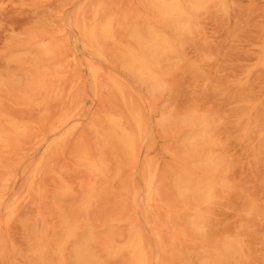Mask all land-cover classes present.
<instances>
[{
  "label": "bare ground",
  "instance_id": "obj_1",
  "mask_svg": "<svg viewBox=\"0 0 264 264\" xmlns=\"http://www.w3.org/2000/svg\"><path fill=\"white\" fill-rule=\"evenodd\" d=\"M21 1V3H22V1L23 0H20ZM27 1V0H26ZM33 1V0H32ZM41 0H39V2H40ZM46 2L45 4H47L48 2H50L51 1V3L53 2V0H42V4H43V2ZM56 3H57V1L58 0H54ZM68 1H70V0H68ZM91 1V0H90ZM90 1H89V3H90ZM93 1V0H92ZM96 1V0H95ZM104 0H97L95 3H94V1L93 2H91V5L89 4V6L87 5L88 3H86V1L85 0H81V3H79L78 4V6L76 7V9L74 10L75 11V17H74V20H73V26L79 31V33L81 34L80 36L83 38V39H81L82 41H81V47L80 48H76V49H78V52H76V51H72V52H70V53H68V52H65L64 51V49H62L61 48V45L60 44H58V43H56V41H53V42H51L50 41V39H52L51 37H50V33L52 32H50L49 34L48 33H46L47 31H44L43 30V28H42V30H41V32H40V30L37 32V31H35V32H32L31 30V27L29 28L30 29V31H28L29 33H28V35H27V39L26 38H21L23 35H21V37H19L20 35L18 34V36L16 35V37H19V39L17 38V39H15V38H13L14 36H12V38L13 39H15V42H17L18 43V41H16V40H20V38H21V40L23 39H26V41L24 40V43H23V40L20 42V45L19 44H16L17 45V49H18V47H25V49L29 52H33L34 53V57L32 56V55H30V56H32L33 58H31V60H28V59H30V57H29V55H28V57L26 56L27 54H29V53H26V51H25V53H23V52H20V53H22V54H18V55H21L22 57L23 56H26L28 59H27V61H24L23 62V60L21 61V62H23V63H20L21 64V66L22 67H20V64H19V67H18V63H19V61H18V57H15V58H17V67L18 68H23L22 70H24L25 69V71H24V73L26 72L27 74H25V78L23 79L24 81L21 83V86H16V87H20L19 89L21 90H19V89H16V91L17 90H19L18 91V93H20L18 96H16V94H15V96H16V100H9V98H7L8 99V102H9V105H10V107L11 106H13L14 108L13 109H15L16 107V109H18V111H19V109L22 111L23 110V112H24V116H25V113H26V115H27V112L28 111H26L27 109L28 110H31L30 112H32L33 114L35 113V112H33L34 110H33V108L39 113V114H37V112H36V114L39 116V115H41V117H44V118H46V115L47 114H49V115H51V114H56L54 111H52V113L50 114L49 113V106H50V103L52 102V104L51 105H53V102L55 103L56 101H54V99L53 98H55V96H58V94H59V92H60V86H61V84L64 82V81H67L68 79V77H69V70H68V67H70L71 65H72V63H74V62H78V60L79 59H83V64L85 65V67H86V69H85V71L87 70V75H88V79L90 80V82H91V85L90 86H88L87 88H88V90H90L91 92H89L88 94H90L91 96H92V94L93 95H95V96H97V95H99V94H101V96H103V94H102V92H104V93H106V91L108 92V93H111L113 96H114V99H116V100H112V101H114L115 103L114 104H116V101H117V103L119 104H116L117 106V109H114L113 108V106H114V104H113V106H112V108L110 107H108L109 109H104V107L105 108H107L106 106H105V104H106V102L107 101H104L103 103H102V101L100 100L101 98H105L106 100H109L108 102H110V99H108L109 97V95H107L106 97H101L99 100L101 101H99V103L98 104H103L102 106H103V108L101 109V105H98L99 106V108H98V111H95V112H93V116L90 118V117H88V112L89 111H87L86 110V107H85V101H86V95L87 94H85V93H83V94H78L79 92H81V91H79L78 92V90L80 89V86L81 85H83V83H85V80L83 81L82 79H81V77H74L75 79L73 80V82L72 83H70V84H68V85H70L69 86V88H68V90H66L65 92H66V95H62L63 97H64V99H63V101L61 102L60 100L62 99V97H60L61 99H58L62 104H61V108H60V110H59V108L58 107H56V105L54 104V107L55 108H57L59 111H57V109L55 110L56 112H57V114L56 115H52V116H49V117H54V119L53 118H51V121H49L50 119L47 117L46 119H47V121H48V123H49V125L47 124V123H45L44 124V122H43V120L42 121H40V119H42L41 117L39 118V119H37L38 117L36 116H34L35 118H36V120H39L40 122H43V124L45 125H43L42 123H40L39 125L41 126V127H43V129L46 127V124H47V130H46V128H45V130H46V132L44 133L43 131L44 130H41L44 134L42 135V137H41V140L39 141V142H41L42 143V145H43V147H44V150H43V154L37 159V160H35V162L32 164V162H31V164H29V168H27V165H26V169H23V170H25V173H27V176H26V180H24L23 178V181H25L24 183H23V189H22V196L20 197V195H19V197L18 198H15L14 199V196H15V194L14 193H17V190H16V192H11V187H12V185L13 184H15L14 183V181H15V176H17V175H14L13 174V172H12V168L14 167H10V170H11V172H12V174H11V172L10 171H8V172H6L7 173V175L5 176H1V174H0V179H1V177H2V179H1V183L0 184H2L1 186L2 187H0L1 189H0V210H2V209H4V215L2 216V217H0V233H1V230L3 229V226H5V225H7L11 220L13 221L14 219H13V217H15L14 215H15V213L17 212L18 213V209H17V207H18V204L19 203H21V202H23V201H30V200H33V199H37V198H40L41 197V195H42V191H43V189L44 188H42V176L45 174V173H55L57 176H56V178L55 179H62V177H61V175H60V170H59V168H58V170H59V174H58V172H56L54 169H52L51 167H50V165L52 164H50V161H51V159L54 157H58V156H60L63 152H64V149H65V147L67 146V145H69L71 142H70V140L71 139H73L74 138V136H75V134H76V132L78 131V129L80 128V126L83 124L82 122H83V120H85V118H86V116L89 118V119H87V120H89L88 121V123L87 124H85V125H88L87 127H88V129L90 128V132L92 131L93 133H92V135L94 134V136L97 138V143L95 142V141H93L94 140V136H92L91 134H89V132H88V135H91L92 137H89L90 138V140H91V138L93 139L92 141H90V142H95L96 143V145L94 146V145H92L93 147H96V150H95V153L93 152H89V150H90V148H89V150H88V147L87 146H85V147H87V149L86 148H83V149H81V147H78V146H75V147H78V148H76V149H81L80 151H78L79 153H78V157H79V161H81V163H83V166L85 167V171H86V175H87V181L86 182H84L85 181V178H83V175H84V173L85 172H83V173H81L82 172V170H81V172H80V169H79V172H80V175L79 174H77V176H75V172H76V169H75V172H74V170L72 171V173H74V176L76 177V178H78V177H82V179L84 180L82 183L83 184H85V185H83L82 183H80V182H77V184L78 183H80L79 185H83L84 187H82V188H84V189H82L83 191V196L81 197H79V196H77L78 198H81L79 201H78V199H74L75 201H77V206H75L74 208H72V209H74V210H72V212H73V214L72 213H70V214H72V216L71 215H66V216H71L72 218H73V216H74V218H73V220L71 219V217H65V219H64V217L63 216H59V214L57 215V213H60V212H57L56 214L54 213L55 211H53V213L56 215V216H59V218L61 217V219L63 218V220H62V228H63V232H61V233H58V234H61L60 236H58V234H56L58 237H60L62 240H63V238H64V243H63V245H62V240L60 241V243H59V245H62L61 247H59V249L58 250H60L59 251V254L62 252V250H64L65 249V251H66V247L64 248L63 246H65V245H67V242L69 241V240H71L73 237L75 238V236L74 235H78V233L81 235V233L80 232H78V231H80V230H82L83 229V227H84V225H86V224H89L90 223V218H89V214H91L92 212L94 213L95 211H97V210H95L94 209V207L96 208V206H97V204H99V202H100V204H104V202H102L101 203V201H102V199H101V196H102V194L106 191V187L108 186V184H109V186H110V184L111 183H113V181L116 179V178H118L119 176L121 177V178H118V179H122V176H124L126 173H128L129 174V172H130V168H132V171H133V169H134V167H135V165L138 163V161L139 160H141V168L140 169H138L139 171H140V175L138 174V176H139V178H140V181H141V183H142V187H141V192H140V194H141V197H140V200H139V202L137 201V195L139 194V190H138V188H137V185H136V181H134V180H132L131 178V183H130V187H128L127 186V183H126V186L128 187V189H127V187L125 186V183H122V186H121V188H123L124 186L126 187V192H128V190H129V199L128 200H126V201H123V200H121L120 199V197H119V195H116V197L118 196L119 197V199H120V201L122 202H126V203H123L122 205L126 208V209H128L127 210V212H124V210L122 211V212H124V213H122L120 210V213L118 214V213H116L115 214V211H114V214H112L111 216L112 217H110V219H108L106 222H102V223H100L101 225H100V227L102 226V227H105V228H107V229H105V230H107V232L105 231V233H108V234H106V235H104V236H106L107 237V240H104L105 238L103 237V236H101L102 238H104V239H102L103 241H108L107 243H105V244H107L106 245V247H104V246H102V247H104L105 248V250L109 253V255L110 256H112V257H116V258H118V259H120L119 258V256L120 255H122V257H124V255H125V258L124 259H126L127 260V262H125V264H152L151 262H152V255H151V248H150V246H151V244H150V242L149 241H151L152 239L155 241V242H157L160 246H159V248L161 249V251H164V249H165V244H164V242H163V235H164V237H165V235L166 234H164V231H165V229H167L168 231H170V229H171V231H170V233H171V235L169 234V236L172 238V239H175L176 238V236L178 237H181L182 235H184V229H182V226H180L181 224V220L180 219H183L184 218V216L185 217H189V216H186L187 215V212L189 213V211L191 212V215H192V217H191V221L190 220H188L187 219V221H188V223H189V221L191 222V224H193L194 225V227L197 229V231H199L200 232V230L202 229V226H204V225H202V223H203V219H204V217H206V219L205 220H207V217L209 218V220H210V218L211 217H209V216H203V211H201V209L198 207V206H200V205H205V206H207V205H210V203H211V201H212V199H213V196H215L216 197V195L214 194V192H216V191H214V189L216 188V187H219V185H220V183H216V182H219V180L218 179H216V180H218V181H216V180H214L213 179V173H212V175H210V172H214V174H215V171H217L216 169H217V166H219V167H221L222 166V164H221V166L218 164L219 162H221V161H215L216 159H214L213 160V158H214V154L213 153H211L212 151L210 150L209 151V146L207 147L208 148V150L206 149V143L207 142H212V137H211V134H210V128H209V122L207 121V120H205L204 119V117H201V118H196V116H193L194 114H193V111L191 112L193 115V118L195 117L196 119H191L190 120V118H192L191 117V114H187V112H186V115L185 114H183L182 112H184V111H181V114H180V117H183V119L182 118H180V120L179 121H181V125L182 124H186V126H189V127H187V129H190V127H191V129H193V132L192 133H190V131L188 130V133H190L188 136H187V134H186V136H185V139H184V143L187 145L186 147L188 148L187 149V152L185 153V158L183 159V160H181V162H180V160L179 161H175L174 159H173V161L172 162H176L175 163V165L176 166H174L175 167V170H176V173H177V178H173V177H175L174 175H172L173 174V172H170V169H172V168H167V166L165 167V169H164V164H163V168L161 167L162 165H161V161H160V153L158 152V151H156L154 148H153V146H151V145H149V147L147 146L146 148L144 147V145H143V141L145 140V134H146V126H148L147 125V122H146V120H147V114H146V107H149V108H151L152 109V107H153V105H152V100L150 101L146 96H143V95H139V93H137V92H135V90H134V88L132 89V90H129L128 88H129V86H130V84H128L129 86H128V88H127V83H124V81L122 80V78L119 76V73L117 72V70L115 69V61L118 63L119 62V64L121 65V68L123 69L122 71H127V73L129 72L130 73V75L132 74V77H136L137 78V80H139V81H141V82H143V84L145 83V84H147L148 85V87H149V90H147L150 94L152 93V92H154L155 90V88H156V91H158L157 90V88L159 89V87L160 86H163L164 85V87H165V84L163 83V85L161 84L162 82H165V80L168 78L166 75L168 74H165V68H164V66L162 65L163 63L165 64V61L168 59V55L171 53V52H173L174 50H175V48H173L174 47V45H175V36L174 35H176V34H179V35H188V34H190L191 32H196V30H193L194 28H196V20H197V18L199 17V14H200V12H202V13H206L205 11L207 10V11H209L210 9H212V7L214 8V9H216L217 8V6H219V7H222V5H223V3H224V0H143V3L141 2V0H140V2L142 3V9H140V8H134L133 10H131L130 8H132V7H130L129 8V10H124V9H121V7H119V6H117V7H114V6H108L107 5V3H105L106 2V0L103 2ZM109 1V0H108ZM113 1V0H112ZM112 1H109V2H112ZM117 1V0H116ZM116 1H114V2H116ZM127 1V0H126ZM125 1V2H126ZM136 1V0H135ZM139 1V0H138ZM2 2V1H1ZM0 2V3H1ZM5 1H3V4H5L4 3ZM15 2L16 3H18L19 2V0H18V2L15 0ZM29 1H27L26 3L28 4H26L25 3V5H24V3H22L23 5L22 6H28L27 8H29V7H31L32 5L30 4V3H28ZM31 2V1H30ZM37 1L35 0V1H33V3H34V5H35V3H36ZM54 2V3H55ZM88 2V1H87ZM225 2H226V0H225ZM227 2H228V5H229V2L230 1H228L227 0ZM14 3V0H13V2H12V4ZM21 3L19 4V5H21ZM38 3V2H37ZM41 3V2H40ZM40 3H39V5H40ZM55 3V4H56ZM59 3H60V5H63V2H61V1H59L58 2V6H59ZM93 3V4H92ZM113 3V2H112ZM128 3V2H127ZM133 3V2H132ZM138 3V2H137ZM136 3V4H137ZM10 4H11V0H10ZM15 4V3H14ZM13 4V5H14ZM31 6H30V5ZM50 4V3H49ZM49 4L47 5V7L45 8V6H44V4H43V7L47 10V8L49 9V8H53L52 7V5H51V7H48L49 6ZM53 4V3H52ZM55 4H54V10L55 9H57V8H55ZM225 4V3H224ZM8 5H9V3H8ZM13 5L12 6H8V7H10V8H12L13 7ZM38 5V4H37ZM57 5V4H56ZM67 5H69V4H67ZM66 5V6H67ZM109 5H110V3H109ZM141 5V4H140ZM36 6V5H35ZM41 6V5H40ZM108 6V7H107ZM125 6V5H124ZM130 6H132V4H130ZM134 6V5H133ZM137 6V5H136ZM227 6V5H226ZM232 6V5H231ZM230 6V7H231ZM8 7H6V8H3L4 10H2L4 13L7 11V8ZM14 7H17V6H14ZM21 7V6H20ZM24 7V8H25ZM33 7V10L36 8H34V6H32ZM38 7V6H37ZM62 7V6H61ZM68 7V6H67ZM66 7V8H67ZM26 8V9H27ZM40 9L42 8V7H39ZM39 8H36V9H39ZM63 8V7H62ZM61 8V9H62ZM228 8H229V6H228ZM5 9H6V11H5ZM22 9V8H21ZM20 9V11L22 12V13H24V14H26L27 15V13L26 12H24L25 11V9H24V11H22ZM45 9H43V10H45ZM60 9V8H59ZM64 9V8H63ZM68 9V8H67ZM89 9V10H88ZM128 9V8H127ZM221 9V8H220ZM226 9V8H225ZM12 10V9H11ZM11 10H9V11H11ZM15 9H13V11H14ZM18 11H19V9H17ZM17 10L16 11H14V12H17ZM28 11H29V9H27ZM33 10H31V8H30V11H29V14H31L30 12L32 11L33 12ZM65 10V9H64ZM64 10H61V12L62 11H64ZM218 10V9H217ZM216 10V11H217ZM231 10V9H230ZM9 11L8 12H6V13H9ZM12 11V12H13ZM20 11L18 12V13H20ZM39 10H35V12L37 13ZM48 11V10H47ZM73 11V10H72ZM215 11V12H216ZM221 11V10H220ZM39 12H41L42 13V10L41 11H39ZM39 12L37 13V14H39ZM45 12V11H44ZM54 12H56V10L54 11ZM71 12V11H70ZM213 12H214V10H213ZM231 12V11H230ZM5 13V14H6ZM210 13V12H209ZM221 13V12H220ZM1 14H2V12H1ZM28 14V15H29ZM33 14V13H32ZM31 14V15H32ZM36 14V15H37ZM46 14V13H45ZM55 14V13H54ZM62 14V13H61ZM216 14H218V13H216ZM224 14V13H223ZM228 14H230L229 13V11H228ZM36 15H32L31 16V18L34 16V17H36L37 18V16ZM43 15V14H42ZM42 15H38L40 18H42ZM59 15V12L57 13V15L56 16H58ZM66 15V14H65ZM205 15L206 14H204V17H202L203 19L205 18ZM225 15V14H224ZM4 16V14L2 15V17L1 18H4L3 17ZM62 16V15H61ZM64 16V15H63ZM207 16V15H206ZM208 16H209V14H208ZM227 16V15H226ZM137 17V21H138V23H137V21H135L134 23H132L133 21V19H135ZM31 18L29 19V20H31ZM36 18H35V20H36ZM54 18V17H53ZM56 18V17H55ZM132 18V19H131ZM64 19V18H63ZM199 19V18H198ZM200 19H201V16H200ZM199 19V20H200ZM227 19V18H226ZM225 19V20H226ZM33 21V22H36V21ZM43 20V18L40 20V21H42ZM45 20H46V17H45ZM47 20H49V17H48V19ZM51 20H53V19H51ZM59 20V19H58ZM72 20V19H71ZM130 20H131V22H130ZM202 20V19H201ZM204 20H206V19H204ZM227 20H229V18L227 19ZM40 21H37L36 23H37V26H38V22H40ZM44 21V20H43ZM42 21V22H43ZM47 22V21H46ZM64 22H65V20H64ZM198 22H202V21H198ZM203 22H205V21H203ZM203 22H202V25H203ZM228 22V21H227ZM32 23V22H31ZM43 23H45V22H43ZM43 23H42V25H43ZM50 23V22H49ZM133 24V25H130V24ZM57 24V23H56ZM62 24V22L60 23V25H56V26H62L61 25ZM66 24V23H65ZM39 25H41V24H39ZM44 25H46V23L44 24ZM136 25H138V26H136ZM31 26H33V25H31ZM36 26V25H35ZM55 26V27H56ZM66 26H67V24H66ZM34 27V26H33ZM40 27V26H39ZM42 27V26H41ZM40 27V28H41ZM50 27H51V25H50ZM53 27V26H52ZM63 27V26H62ZM130 27V28H129ZM202 27V26H201ZM36 28V27H35ZM38 28V27H37ZM58 28H60V27H58ZM203 28V27H202ZM27 29V28H26ZM48 29H49V24H48ZM47 29V30H48ZM51 29V28H50ZM53 29H54V27H53ZM132 29V31H130V33H129V35L127 36L128 38H130V41L132 42H130V41H128V38L127 37H124L123 36V33H125V31L128 33V31L127 30H131ZM198 29V28H197ZM200 29V28H199ZM24 30V29H23ZM28 30V29H27ZM36 30V29H35ZM56 30V29H55ZM60 30H62V28L60 29ZM69 30V29H68ZM42 31H44V32H42ZM199 31V30H198ZM202 31V30H201ZM22 32V31H21ZM24 33H26V32H24ZM62 33H63V31H62ZM61 33V34H62ZM201 34H202V32H200ZM55 34H57V33H55ZM199 34V33H198ZM13 35V34H12ZM15 35V34H14ZM64 35V34H63ZM54 36V35H53ZM121 36H123L124 37V39H126V42H129V43H126L125 42V40L123 39V41H122V39H121ZM195 36V35H194ZM198 36V35H197ZM23 37H25V35L23 36ZM61 37H62V35H61ZM182 37V36H181ZM199 37H200V35H199ZM54 38V37H53ZM65 38V37H64ZM200 38H202V37H200ZM10 40V39H9ZM62 40H65V39H63V37H62ZM204 40V39H203ZM12 41V40H11ZM182 41V40H181ZM14 42V41H13ZM65 42V41H64ZM6 43H8V39H7V42ZM62 43V42H61ZM183 43V42H182ZM256 43V42H255ZM12 44V43H11ZM78 44V43H77ZM186 44V43H185ZM204 44H205V42H204ZM16 45H14V46H16ZM64 45V44H63ZM206 45V44H205ZM205 45H203V46H205ZM209 45V44H208ZM7 46V45H6ZM10 46V45H9ZM8 46V47H9ZM12 46V45H11ZM14 46H12V47H14ZM107 46H109V47H111V48H109V47H107ZM182 46V45H181ZM64 47V46H63ZM183 48V47H182ZM208 48V47H207ZM259 48H261V47H259ZM264 48V47H263ZM25 49H23V50H25ZM174 49V50H173ZM183 49H185V46H184V48ZM19 50H21V49H19ZM68 50H69V48H68ZM173 50V51H172ZM261 50H262V48H261ZM1 51V50H0ZM16 51V50H15ZM202 51V50H201ZM205 51V50H204ZM3 52H4V50H3ZM17 52V51H16ZM19 52H17V53H19ZM10 53V52H9ZM8 53V54H9ZM78 53V54H77ZM187 53V52H186ZM24 54V55H23ZM26 54V55H25ZM173 54V53H172ZM184 54H185V52H184ZM5 55H7L6 53H5ZM10 55V54H9ZM8 55V56H9ZM13 56H16V54L15 55H13ZM20 56V57H21ZM170 56V55H169ZM171 56H174V55H171ZM170 56V57H171ZM176 56V55H175ZM186 56V55H185ZM203 56H204V53H203ZM202 56V54H201V57H203ZM207 56V55H206ZM259 56L261 57V55L259 54ZM263 56V55H262ZM187 57V56H186ZM201 57H199V58H201ZM2 58V57H1ZM8 58V57H7ZM9 58H11V57H9ZM112 58V59H111ZM20 59H22V58H19V60ZM24 59V58H23ZM170 59V58H169ZM176 59V58H175ZM205 59V58H204ZM258 59V58H257ZM6 60H8V59H6ZM6 60H5V62H6ZM11 60H13V58L11 59ZM10 60V61H11ZM172 60V59H171ZM178 60V59H177ZM4 61V60H3ZM9 61V60H8ZM16 61V60H15ZM164 61V62H163ZM169 61V60H168ZM179 61H181V60H179ZM178 61V62H179ZM171 61H169V63H170ZM187 62V61H186ZM261 62H262V60H261ZM15 63V62H14ZM168 63V64H169ZM174 63V62H173ZM199 63V62H198ZM203 63V62H202ZM207 63V62H206ZM259 64H260V61H259ZM259 64L257 65V66H259ZM264 64V63H263ZM4 65V64H3ZM11 65L12 64H10V66L8 65V67H11ZM78 65V64H77ZM167 65V64H166ZM165 65V66H166ZM171 66H172V64H170ZM177 65V64H176ZM117 66H119L118 64H117ZM116 66V67H117ZM180 66H183V65H181V63H180ZM192 66V65H191ZM195 66V65H194ZM199 66H201V65H199ZM4 67V66H3ZM6 67V66H5ZM13 67V66H12ZM78 67V66H77ZM120 67V66H119ZM167 67H169V66H167ZM173 68H174V65L172 66ZM178 66H176L175 68H177ZM74 68V67H73ZM118 68V67H117ZM172 68V71L173 70H176L175 68L173 69ZM180 68V67H179ZM185 68V67H184ZM188 68V67H187ZM191 67H189V69H190ZM194 68V67H193ZM200 68V67H199ZM1 69V68H0ZM9 70H11V68H8ZM75 69V68H74ZM77 69H79V67L77 68ZM76 69V71H78ZM167 69V68H166ZM7 70V69H6ZM198 70V69H197ZM263 70H264V68H263ZM1 71V70H0ZM8 71V70H7ZM15 71V70H14ZM80 71V70H79ZM119 71V70H118ZM121 71V70H120ZM121 71V72H122ZM168 71H169V69H168ZM167 70H166V72H168ZM171 71V70H170ZM169 71V72H170ZM172 71L170 72V74H175L174 72L172 73ZM177 71V70H176ZM4 72V71H3ZM6 72V71H5ZM4 72V73H5ZM13 72V71H12ZM203 72V71H202ZM1 73H2V71H1ZM11 73V72H10ZM10 73H9V75L8 76H10ZM15 74H17L16 72H14ZM13 73V74H14ZM24 73H23V75H24ZM76 73V72H75ZM78 73V72H77ZM128 73V74H129ZM177 73H180L179 72V69H178V72ZM199 73V72H198ZM6 74V73H5ZM4 74V75H5ZM22 73H21V70H20V75H21ZM122 74H123V72H122ZM124 74H126V72L124 73ZM180 74H182V73H180ZM193 74V73H192ZM207 74V73H206ZM1 75V74H0ZM12 75V74H11ZM22 75V76H23ZM73 75H75L74 73H73ZM176 75V74H175ZM174 75V76H175ZM194 75V74H193ZM80 76V75H79ZM124 76V75H123ZM164 76H166L167 78L165 79V80H163V78H164ZM173 76V75H172ZM178 76H179V74H178ZM189 76V75H188ZM195 76V75H194ZM200 76V75H199ZM2 77V76H1ZM19 77V76H18ZM71 77V76H70ZM129 77V76H128ZM132 77H130V79L132 78ZM5 78H7V77H4V79ZM10 78V77H9ZM13 78H15L16 79V81H17V79L18 78H16V77H13ZM19 78H21V77H19ZM23 78V77H22ZM84 78V77H83ZM169 78H171V76H169ZM168 78V80H170ZM173 78V77H172ZM171 78V79H172ZM177 78V77H176ZM1 79V78H0ZM8 79V78H7ZM5 80V82L6 81H9V79L8 80ZM15 79H13V81H15ZM192 79H194V81L196 80V78H192ZM199 79V78H198ZM2 80L3 79H1V82H2ZM12 80V79H11ZM21 80V79H20ZM132 80V79H131ZM136 79H134V80H132V81H135ZM173 80H175L174 78H173ZM4 81V80H3ZM16 81H15V84H16ZM178 81V80H177ZM186 81H188V80H186ZM200 81H202V80H200ZM209 81H211V80H209ZM209 81H208V83H209ZM18 82H19V79H18ZM71 82V81H70ZM83 82V83H82ZM167 82H169V81H167ZM172 82H174V81H171V83ZM182 82V81H181ZM184 82V81H183ZM199 82V81H198ZM7 83V82H6ZM9 83V82H8ZM135 83V82H134ZM5 84V83H4ZM17 84H20V82L19 83H17ZM64 84V83H63ZM62 84V85H63ZM184 84V83H183ZM190 84V83H189ZM197 84V83H196ZM195 84V85H196ZM216 84V83H215ZM240 84V83H239ZM0 85H2V83L0 84ZM6 85V84H5ZM9 85V84H8ZM14 85V84H13ZM126 85V86H125ZM138 85H140V83L138 84ZM178 85V84H177ZM241 85V84H240ZM15 86V85H14ZM132 86V85H131ZM131 86H130V88H131ZM166 86H168L167 84H166ZM208 86V85H207ZM237 86H239V85H237ZM3 87H4V85H3ZM9 87V86H8ZM89 87H91V88H89ZM135 87V86H134ZM163 87V88H164ZM169 87V86H168ZM171 87V86H170ZM209 87V86H208ZM217 87V86H216ZM243 87V86H242ZM67 88V87H66ZM84 88H85V86H84ZM163 88H161V90L163 89ZM189 88V87H188ZM195 88V87H194ZM200 90H202L203 89V87H202V89L200 88V86L198 87ZM198 88L196 89V90H194V91H197L198 90ZM211 88V87H210ZM241 88V87H240ZM3 89H5V88H3ZM6 89H8L7 87H6ZM15 89V88H14ZM60 89V90H59ZM65 89V88H64ZM169 89H171V88H168V90ZM175 89V88H174ZM220 89V91H221V89L222 88H219L218 87V89L217 90H219ZM11 90H13V89H11ZM10 90V91H11ZM86 90V89H85ZM85 90H84V92H85ZM166 90V89H165ZM188 90H190V88L188 89ZM188 90H187V92H188ZM193 90V89H192ZM192 90H190V91H192ZM211 90V89H210ZM225 90V89H224ZM242 90V89H241ZM0 91H2L1 89H0ZM4 91V90H3ZM8 91V90H7ZM7 91H6V93H7ZM82 91H83V89H82ZM155 91V92H156ZM160 91V90H159ZM205 91L206 90H204V92L203 93H205ZM220 91H219V93H220ZM226 91V90H225ZM13 92V91H12ZM11 92V93H12ZM15 92V91H14ZM76 92H78V93H76ZM161 92V91H160ZM169 92H170V90H169ZM182 92V91H181ZM207 92H209L208 90H207ZM206 92V93H207ZM212 92V91H211ZM210 92V93H211ZM217 92V91H216ZM8 93H9V91H8ZM7 93V94H8ZM156 93H158V92H156ZM162 93L164 94V90L162 91ZM195 93V92H194ZM194 93L193 92H191V94H193L194 95ZM198 93H199V91H198ZM197 93V94H198ZM223 93V92H222ZM13 94V93H12ZM163 94H162V96H163ZM169 94H171V92L169 93ZM180 94V93H179ZM190 93H189V95L192 97V95H191ZM197 94H195L194 95V97L195 96H197ZM221 94V93H220ZM227 94V93H226ZM3 95H4V93H3ZM3 95H1V96H3ZM39 96V97H37V96ZM168 95V94H167ZM186 95V94H185ZM188 95V94H187ZM188 95V96H189ZM200 95H201V93H200ZM199 95V96H200ZM203 95V94H202ZM222 95V94H221ZM0 96V153L2 154V153H7V158H8V154H9V156H10V154L12 153V155L14 154V151H13V149H15V148H13V147H15V144H17L18 142L19 143H21L20 142V140H23V138H24V140L25 141H29V140H27L24 136H26V135H29V134H31V132L33 131V130H31V132L29 131L31 128V126H29V123L30 122H32L31 120H32V118H33V116H32V118H31V116L30 117H25V118H27V119H29L30 118V122L28 123L27 122V119H25L24 120V116H23V118H21V116L23 115H21V113H23V112H21L20 114H18L17 113V117L16 116H14L13 114H11L9 111H8V107H7V100H5V98H6V96H4L5 98H3V97H1ZM14 96V95H13ZM36 96V97H35ZM100 96V95H99ZM111 96V95H110ZM113 96H111V99H113L112 97ZM161 96V97H162ZM171 96V95H170ZM169 96V97H170ZM180 95H178V97H179ZM209 96V95H208ZM212 96H213V94H212ZM224 96H225V94H224ZM8 97V96H7ZM93 97V96H92ZM91 97V98H92ZM108 97V98H107ZM164 97V96H163ZM203 97H205V94H204V96ZM210 97H211V95H210ZM215 97V96H214ZM223 97V96H222ZM12 97L10 96V99H11ZM15 98V97H14ZM56 98H58V97H56ZM224 98H226V97H224ZM238 98V97H237ZM51 99H53V101H51L50 102V100ZM98 99V98H97ZM171 99H173V97L171 98ZM193 99V98H192ZM204 99V98H203ZM222 99V101H224L223 100V98H221ZM234 99V98H233ZM232 99V100H233ZM240 99H242V98H240ZM94 100V99H93ZM159 100V99H158ZM178 100V99H177ZM176 100V101H177ZM219 100H220V98H219ZM231 100V101H232ZM237 100V99H236ZM97 101V100H96ZM225 101H226V99H225ZM238 101V100H237ZM241 101V100H240ZM59 102V103H60ZM167 102H168V99H167ZM193 102H194V100H193ZM192 102V103H193ZM234 102V101H233ZM232 102V103H233ZM57 103V102H56ZM105 103V104H104ZM156 103V102H155ZM231 103V104H232ZM234 103H236V101L234 102ZM239 103H241V102H239ZM253 103V102H252ZM97 104V103H96ZM168 104H169V102H168ZM174 104H176V102H174ZM248 104V103H247ZM250 104V103H249ZM255 104V103H254ZM8 105V106H9ZM59 105V104H58ZM108 105V104H107ZM177 105V104H176ZM179 105V104H178ZM194 105V104H193ZM196 105L197 104H195V107H196ZM227 105V104H226ZM235 105V107H236V104H234ZM233 105V106H234ZM239 105V104H238ZM242 105V104H241ZM101 106V107H100ZM109 106V105H108ZM180 106V105H179ZM192 106V105H191ZM232 106V107H233ZM54 107H51V108H54ZM186 107H187V105H186ZM205 107V106H204ZM243 107V106H242ZM249 107V106H248ZM255 107L256 106H254V109H255ZM177 108H178V106H177ZM176 108V109H177ZM182 108V107H181ZM193 108V107H192ZM199 108L200 107H198V110H199ZM244 108V107H243ZM253 108V107H252ZM10 109V108H9ZM100 109V110H99ZM170 109H171V107H170ZM175 109V108H174ZM174 109L172 108V111L174 112ZM175 109V110H176ZM184 109V108H183ZM197 109V108H196ZM196 109H195V111L194 112H196L197 113V111H196ZM202 109H203V107H202ZM224 109V108H223ZM222 109V110H223ZM239 109H240V107H239ZM238 109V110H239ZM242 109V108H241ZM259 109V108H258ZM33 110V111H32ZM54 110V109H53ZM96 110V109H95ZM179 110H182V109H179ZM178 110V111H179ZM191 110V109H190ZM190 110L188 111V112H190ZM225 111H226V109H224ZM246 110V109H245ZM250 110H251V106H250ZM14 112H15V110H13ZM50 111V112H51ZM177 111V110H176ZM175 111V112H176ZM206 111V110H205ZM218 111V110H217ZM224 111V112H225ZM253 111V110H252ZM20 112V111H19ZM154 112V111H153ZM167 112H169V111H167ZM171 112V111H170ZM202 112V111H201ZM223 112V111H222ZM224 112H223V115H224ZM235 112V111H234ZM31 113V114H32ZM157 113H158V111H157ZM204 113V112H203ZM207 113V112H206ZM217 113V112H216ZM236 113V112H235ZM237 113H239L238 111H237ZM252 113V112H251ZM254 113V112H253ZM30 114V115H31ZM169 114V113H168ZM167 114V115H168ZM183 114V115H182ZM29 115V114H28ZM95 115V116H94ZM157 115V114H156ZM159 115H161V114H159ZM176 115H178L179 116V112H178V114H176ZM196 115H198V114H196ZM199 115H200V113H199ZM234 115V114H233ZM249 115V114H248ZM247 115V116H248ZM20 116V117H19ZM162 116H164V115H162ZM162 116H161V118H162ZM168 116H170V115H168ZM172 116V115H171ZM171 116L169 117V118H171ZM205 116V115H204ZM212 116H213V114H212ZM217 116V115H216ZM225 117H226V115H224ZM223 116V117H224ZM232 116V115H231ZM235 116H237L236 114H235ZM234 116V117H235ZM239 116V115H238ZM237 116V117H238ZM241 116H243V115H241ZM241 116H239V117H241ZM246 116V115H245ZM157 117V116H156ZM173 117H174V115H173ZM209 117V116H208ZM218 117V116H217ZM229 117V116H228ZM234 117H233V119H234ZM249 117V116H248ZM251 117V116H250ZM169 118H167L166 117V115H165V117L163 118V122L162 123H165V121H167L168 120V124H170L171 125V122L169 123ZM210 118V117H209ZM212 118V117H211ZM211 118H210V120H211ZM232 118V117H231ZM252 118V117H251ZM258 118V117H257ZM262 117L260 116V119H261ZM53 119V120H52ZM179 119V118H178ZM213 119V118H212ZM220 119V118H219ZM218 119V120H219ZM229 119V118H228ZM237 119H239V118H237ZM236 119V120H237ZM243 119V118H242ZM247 119V118H246ZM264 119V118H263ZM232 120V119H231ZM235 120V119H234ZM253 120V119H252ZM252 120L250 121V123H252ZM259 120V119H258ZM29 121V120H28ZM33 121H34V119H33ZM39 121H37L36 122V124L39 122ZM158 121H160V120H158ZM227 121H230V120H227ZM247 121V120H246ZM261 121H263L262 119H261ZM260 121V122H261ZM35 122V121H34ZM46 122V121H45ZM51 122V123H50ZM155 122V121H154ZM212 122V121H211ZM220 122V121H219ZM231 122V121H230ZM259 122V121H258ZM257 122V120H256V123H258ZM158 123V122H157ZM160 123V122H159ZM199 123H202V125L200 126V127H198V124ZM222 123H224V122H222ZM237 123H239V122H237ZM236 123V124H237ZM242 122H240V124H241ZM247 124H248V122H246ZM42 124V125H41ZM173 124H174V122H173ZM216 124V123H215ZM217 124H218V122H217ZM224 124H226V123H224ZM228 124V123H227ZM261 124V123H260ZM259 124V125H260ZM263 124H264V121H263ZM35 125V124H34ZM80 125V126H79ZM84 125V126H85ZM162 125H164V124H162ZM162 125H160L159 127H161V128H163L164 129V127H162ZM183 125V126H184ZM212 125H213V123H212ZM220 125H222L221 123H220ZM219 125V126H220ZM228 125H230V124H228ZM227 125V126H228ZM231 125H233V124H231ZM246 125V124H245ZM38 126V125H37ZM39 126V127H40ZM83 126V127H84ZM155 126H156V124H155ZM158 126V125H157ZM156 126V127H157ZM167 127H169L168 125H166ZM176 126V125H175ZM177 126H179V124L177 125ZM215 126V125H214ZM217 126V125H216ZM233 126H236V125H233ZM242 126V125H241ZM247 126V125H246ZM262 126V125H261ZM34 127V126H33ZM39 127H37V130L39 129L40 130V128ZM79 127V128H78ZM159 127H157L156 128V130L159 128ZM171 127H172V125H171ZM226 127V126H225ZM229 128L228 129H230L231 128V126H228ZM237 127V126H236ZM244 127V126H243ZM255 127V126H254ZM253 127V128H254ZM182 128V127H181ZM181 128H180V131H181ZM215 128H219V127H215ZM215 128H212L213 130L215 129ZM234 128V127H233ZM257 128V127H256ZM259 129L258 130H260V129H262V128H260V127H258ZM33 129V128H32ZM35 129V128H34ZM162 129V131H164ZM175 129V128H174ZM176 129H177V127H176ZM224 129H226V128H224ZM240 129V128H239ZM148 130V129H147ZM160 130V129H159ZM158 130V131H159ZM169 130V129H168ZM167 130V131H168ZM171 130V129H170ZM173 130V129H172ZM171 130V133L174 131H172ZM241 130H242V128H241ZM250 130V129H249ZM252 130V129H251ZM264 130V128L262 129V131ZM35 131H36V129H35ZM158 131H156V134L158 133ZM161 131V130H160ZM161 131V132H162ZM178 131V129L177 130H175L173 133L175 134V132H177ZM179 131V132H180ZM220 131V130H219ZM234 131H238V129H236V130H234ZM255 131V130H254ZM38 133H39V131H37ZM37 132L36 133H34V134H37ZM81 132V131H80ZM153 132V131H152ZM170 131H168V133H169ZM227 132H229V130L227 131ZM231 132V131H230ZM242 132L243 133H245L246 132V129H244V131L242 130ZM251 132H253V131H250V133ZM260 132V131H259ZM29 133V134H28ZM171 133H169V135H170V137H171V135L173 134H171ZM235 133V132H234ZM257 133H258V131H257ZM84 134V133H83ZM83 134H81V135H83ZM87 134V133H86ZM85 134V135H86ZM153 134L154 133H152V135L151 136H153ZM164 134H166V133H164ZM233 134V133H232ZM254 134H256V132L254 133ZM84 135V136H85ZM168 135V134H167ZM168 135V136H169ZM175 135H177V134H175ZM174 135V136H175ZM180 135V134H179ZM217 135V134H216ZM219 135V134H218ZM221 135H223V134H221ZM227 135V134H226ZM248 135V134H247ZM247 135H244V136H247ZM257 135V134H256ZM261 135V134H260ZM32 136V135H31ZM31 136H30V138H31ZM34 136V135H33ZM38 136V135H37ZM159 136V135H158ZM158 136H156V137H158ZM161 136V135H160ZM162 136H164L163 135V133H162ZM168 136H165V138H167ZM213 136V135H212ZM224 136H225V134H224ZM242 136V135H241ZM35 137V136H34ZM78 137H80V135H78ZM173 137V136H172ZM214 137V136H213ZM239 137V136H238ZM249 137V136H248ZM28 138H29V136H28ZM36 138V137H35ZM34 138V139H35ZM84 137H80L79 138V140L80 139H83ZM152 138V137H151ZM150 138V140H153L154 139V137H153V139H151ZM174 138V137H173ZM224 138V137H223ZM241 138V137H240ZM240 138H238V139H240ZM242 138H244L245 139V137H243L242 136ZM250 138V137H249ZM248 138V139H249ZM252 138H253V136H252ZM259 138H260V136H259ZM86 139H88V138H84V140H86ZM171 138H169V140H170ZM220 139H221V137H220ZM251 139V138H250ZM249 139V140H250ZM254 139V138H253ZM36 140V139H35ZM77 140H78V138H77ZM83 140V141H84ZM158 140H160V139H158ZM167 140V139H166ZM172 140V139H171ZM215 140H217V138L215 139ZM241 140V139H240ZM239 140V141H240ZM247 140V139H246ZM245 140V141H246ZM256 140H258L257 138H256ZM72 141V140H71ZM83 141H81V144H82V142ZM87 141V140H86ZM181 141H182V139H181ZM220 141V140H219ZM245 141H243V142H245ZM264 140H262L261 142H263ZM29 142H31V143H29V144H32L33 145V141H29ZM33 142V143H32ZM77 142V141H76ZM80 141H78V143H79ZM151 144H152V142L153 143H155L154 141H149ZM148 142V143H149ZM183 142H181L182 143V145H183ZM242 142V141H241ZM257 141H255V144H257L256 143ZM258 142H260V141H258ZM27 143V142H26ZM25 143V144H26ZM69 143V144H68ZM84 143V142H83ZM89 143V142H88ZM87 143V144H88ZM149 143V144H150ZM171 143H173V141L171 142ZM179 143V142H178ZM214 143V142H213ZM240 143V142H239ZM247 143V142H246ZM22 144L23 145H25L23 142H22ZM80 144V145H81ZM86 144V145H87ZM170 144V143H169ZM218 144H219V142H218ZM243 144V143H242ZM252 144V143H251ZM264 144V143H263ZM20 145V144H19ZM28 145V144H27ZM32 145H30V146H32ZM35 145H36V143H35ZM38 145V144H37ZM36 145V146H37ZM79 145V144H78ZM155 145H157V144H155ZM166 145H168V144H166ZM209 145V144H208ZM248 145V144H247ZM262 145V144H261ZM260 145V146H261ZM30 146L29 147H27V148H30ZM35 146V147H36ZM83 146V145H82ZM90 146V145H89ZM212 145H210V147H211ZM215 146V145H214ZM213 146V147H214ZM219 146V145H218ZM248 146H250V144L248 145ZM247 146V147H248ZM259 146V145H258ZM17 147H19L18 145H17ZM17 147H16V149H15V151L16 150H18L17 149ZM34 147V145L31 147V148H33ZM67 147H69V146H67ZM74 147V148H75ZM155 147V146H154ZM165 147V146H164ZM167 147H169V146H166L165 148H167ZM221 147V146H220ZM256 147V146H255ZM254 147V148H255ZM22 148V147H21ZM145 148V149H144ZM180 148V147H179ZM217 148H219V147H217ZM250 148H251V146H250ZM259 148V147H258ZM258 148H256L255 150H258ZM162 149V148H161ZM168 149V148H167ZM214 149H215V147H214ZM248 149V148H247ZM260 149V148H259ZM264 149V148H263ZM20 150V149H19ZM18 150V151H19ZM23 150V149H22ZM29 150V149H28ZM28 150H26V148H25V150H24V153L26 152V151H28ZM31 150V149H30ZM30 150H29V153H30ZM33 150V149H32ZM42 150V149H41ZM67 150V149H66ZM164 150V149H163ZM220 150H222V148L220 149ZM253 150V149H252ZM261 150H262V148H261ZM35 151V150H34ZM73 151V150H72ZM76 151V150H75ZM75 151L74 152H72V153H75ZM107 151H109V153H110V151L114 154V155H116V157H114L116 160H114L111 156H113V154L112 155H109L108 154V152ZM169 151H172V150H169ZM215 151H217V150H215ZM249 151H250V149H249ZM22 152V151H21ZM20 152V153H21ZM38 152V151H37ZM152 152L154 153L153 155H155L154 156V158H152V156H151V154H152ZM162 152V151H161ZM223 152V151H222ZM251 152H254V151H251ZM258 152V151H257ZM262 152V151H261ZM261 152H258V153H261ZM16 153V152H15ZM23 153V154H24ZM39 153V152H38ZM37 153V154H38ZM65 153H67V151H65ZM65 153H64V156H65ZM70 153H71V151H70ZM173 152H171L170 153V155L172 154ZM219 153H221V151L219 152ZM218 153V154H219ZM263 153V152H262ZM0 154V155H1ZM17 154V153H16ZM13 155V156H17V155ZM111 154V153H110ZM173 154H175V151H174V153ZM213 154V155H212ZM70 156H71V154H69ZM74 155H76V154H73L72 156H74ZM140 155H141V158H140ZM216 156H217V154H215ZM3 157H0V160L1 161H3L4 162V160H5V158H6V156H4V155H2ZM13 156H10L11 158L13 157ZM20 155H18V157H19ZM24 156H25V154H24ZM72 156L70 157L71 159H72ZM168 156V155H167ZM172 156V155H171ZM188 156V157H187ZM213 156V157H212ZM5 157V158H4ZM9 157V158H10ZM26 157V156H25ZM62 156H60L57 160H55V161H59V159H64V157H62ZM77 158V160H78V157L77 156H74V158ZM117 157H118V159H117ZM218 157V156H217ZM220 158L222 157V155L221 156H219ZM2 158H4L3 160H2ZM6 158V159H7ZM113 160H112V159ZM170 158H173V156L172 157H170ZM174 158H177V156L175 155L174 156ZM12 159H14V158H12ZM19 159V158H18ZM18 159H16L15 158V160H18ZM66 159V158H65ZM139 159V160H138ZM168 159H169V156H168ZM178 159H180V158H178ZM219 159V158H218ZM222 159V158H221ZM20 160V159H19ZM21 160H24V159H21ZM67 160V159H66ZM69 160V159H68ZM122 164V166H121V164H118L119 165V167H117L116 165H117V163H118V161ZM162 160V159H161ZM171 160V159H170ZM220 160V159H219ZM223 160V159H222ZM70 161H72V160H70ZM73 161H76V160H74L73 159ZM115 162V161H117V163L115 164V165H113V162ZM14 162H17V161H14ZM20 162H22V161H20ZM52 162H54V161H52ZM77 162V161H76ZM164 162V161H163ZM169 161H167L166 163H168ZM216 162H218V163H216ZM8 163V162H7ZM6 163V164H7ZM10 163V162H9ZM17 163H19V162H17ZM65 163H67V164H69L67 161L65 162ZM171 162H169L168 164H170ZM192 163V166H190V164ZM14 164V163H13ZM21 164V163H20ZM27 164V163H26ZM50 164V165H49ZM74 164H75V162H74ZM76 164H78V163H76ZM173 164V163H172ZM225 164V163H224ZM15 165V164H14ZM25 165V164H24ZM70 165V164H69ZM80 165H82V164H80ZM116 166V167H113V166ZM0 166H1V164H0ZM4 166H5V164H4ZM12 166V165H11ZM17 166V165H16ZM58 166V165H57ZM57 166H55V167H57ZM76 166V165H75ZM224 166V165H223ZM25 167V166H24ZM64 167V166H63ZM60 168V169H64L65 170V168ZM68 167V166H67ZM78 167V166H77ZM77 167H75V168H77ZM112 167L113 168H116L115 170V172H113L112 171ZM121 167H128L129 168V172H126L125 173V170L124 169H122L123 171H124V175H120V174H122L121 172H123L122 170H121ZM171 167H173V166H171ZM173 167V168H174ZM219 167H218V169H219ZM8 168V167H7ZM18 168V167H17ZM71 168H73V164L71 165ZM79 168H80V166H79ZM167 168V169H166ZM3 169L5 170V168L3 167ZM15 169V168H14ZM162 169H164V172H163V170ZM221 169V168H220ZM3 170V171H4ZM66 170H67V168H66ZM69 170V169H68ZM114 170V169H113ZM121 170V171H120ZM126 170H127V168H126ZM165 170H168L169 172V174L170 175H172V182H174L173 181V179H176L175 180V184H174V186L176 187V188H174V186H173V184H172V186H173V188H172V186H171V190H169L168 189V187H167V189H168V191H173L172 189H174V193L178 190V192H177V194L179 195V196H185L186 194H190L192 197L191 198H193V200H195L196 201V205H194L195 203V201L194 202H192V203H194L193 205H191L190 204V202L191 201H186V202H184V203H181V202H183V201H181V202H178L177 201V199H176V201L177 202H171V201H169L170 200V198H169V200L168 199H165V197H164V195L166 196L168 193H170V192H168L167 194H165V192H163L162 191V186H164V188H165V185H166V183L164 182V181H166L167 180V178L165 177V176H169L170 177V175L168 174H166L165 173ZM204 170H206V174H205V172H204ZM128 171V170H127ZM132 171L130 172V173H132ZM172 171V170H171ZM209 173H208V172ZM222 171H223V169H222ZM1 172V171H0ZM64 172V171H63ZM63 172L61 173V174H63ZM68 172V171H67ZM77 172H78V170H77ZM76 172V173H77ZM198 172H200L199 173V175H197L198 174ZM217 172H219V170L217 171ZM217 172H216V174H217ZM221 172V171H220ZM1 173H3V172H1ZM17 173V172H16ZM20 173H22V171H20ZM65 173V172H64ZM71 173V174H72ZM4 174V173H3ZM2 174V175H3ZM24 174V173H23ZM22 174V175H23ZM55 174H53L54 176H55ZM68 174H69V172H68ZM71 174H70V176H71ZM81 174H83L82 176H81ZM125 175L126 177L128 176H130V175ZM166 174V175H165ZM21 175V174H20ZM19 175V176H20ZM26 175V174H25ZM47 175V174H46ZM52 175V174H51ZM64 175V174H63ZM65 175L68 177V175H67V173H65ZM73 175V174H72ZM79 175V176H78ZM218 175V174H217ZM50 176V175H49ZM74 177V178H75ZM84 177H86V176H84ZM125 177V178H126ZM132 177H133V175H132ZM69 178V177H68ZM73 178V177H72ZM71 178V179H72ZM75 178V179H76ZM166 178V179H165ZM17 179V178H16ZM20 179V178H19ZM48 179H49V177H48ZM47 179V180H48ZM70 179V178H69ZM68 180V181H70V182H68V181H66V180H64V179H62L61 180V182L63 183V185H62V187L60 186V184L59 183H56V185L57 184H59L58 186H57V188L60 186L61 187V189H59L60 191H61V193H62V195H61V193H60V191L56 188V186L54 185V187L56 188L55 190H56V192H55V190H54V195H55V197L56 196H58L57 194H59V195H61V196H63V198H62V202H64V200H68L69 198H67V199H65L67 196H71V198H72V196H73V198L75 197V194H74V190H77V188H75V184H73L74 182V179H73V181L72 180ZM117 179V180H118ZM130 179L128 178V180H129V182H130ZM134 179V178H133ZM165 179V180H164ZM222 179V178H221ZM76 180H79V179H76ZM123 180V179H122ZM120 181V182H125V180H123V181ZM171 180V179H170ZM17 181V180H16ZM20 181H22V180H20ZM52 181V180H51ZM55 181V180H54ZM57 181H60V180H57ZM82 181V180H81ZM53 182V181H52ZM52 182H51V184H52ZM60 182V183H61ZM73 182V183H72ZM167 182V181H166ZM170 182V181H169ZM171 182V183H172ZM54 183V182H53ZM70 183V184H69ZM117 183H119V180L118 181H116V184ZM164 183H165V185H164ZM171 183H170V185H171ZM224 183H226V182H224ZM19 184H20V186H21V183L19 182ZM113 184H115V182L113 183ZM115 184V185H116ZM129 184V183H128ZM168 184V183H167ZM217 184V185H216ZM222 184H223V182H222ZM46 185V184H45ZM72 185H74V187L72 186ZM79 185H77L78 186V188H79ZM107 185V186H106ZM169 185V184H168ZM224 185H227V184H224ZM224 185H222L220 188H217V190L218 189H220V191H221V189L223 188V186ZM53 186V185H52ZM117 187H119L120 186V183H119V186H118V184L116 185ZM19 187V186H18ZM17 187V188H18ZM53 187V188H54ZM225 187V186H224ZM21 188H22V186H21ZM73 188H75V189H73ZM81 188V187H80ZM79 188V189H80ZM110 188V187H109ZM113 188L115 189V186L113 185L112 186V190H113ZM226 188H227V186H226ZM225 188V191L227 190ZM19 189V188H18ZM51 189H52V187H51ZM50 188H49V190H50V192L52 191ZM108 189V188H107ZM117 189H120V188H117ZM116 189V190H117ZM125 189V188H124ZM124 189H122V191L124 190ZM176 189V190H175ZM224 189V188H223ZM46 190V189H45ZM116 190L114 191V192H116ZM163 190H166V188L165 189H163ZM47 191H48V189H47ZM57 191H59L58 193H57ZM225 191H223V192H225ZM19 192V191H18ZM77 192H78V194H77ZM77 192H75L77 195H79V194H81L82 192L80 191V193H79V191H77ZM107 192V191H106ZM109 192H110V189H109ZM117 194H119V192H120V190L118 191L117 190ZM125 191H123L122 192V194H124V193H126ZM218 192V191H217ZM216 192V193H217ZM57 193V194H56ZM111 193H112V191H111ZM163 193H164V195H163ZM174 193H172V194H174ZM221 193V192H220ZM51 193H47V195H50ZM105 194V193H104ZM103 194V196H102V198H104V195ZM109 194V193H108ZM114 193H112V195H113ZM121 194V195H122ZM139 194V195H140ZM176 194V193H175ZM218 194V193H217ZM223 194V193H222ZM220 195V194H218V195H220V197L221 196H224V194L223 195ZM13 195V201L12 202H10L9 203V200L11 201L12 199H9L8 197L9 196H12ZM17 195V194H16ZM44 195V194H43ZM45 195H46V192H45ZM106 195H107V193H106ZM111 195V194H110ZM120 195V196H121ZM169 195V194H168ZM170 195H171V193H170ZM178 195H176L177 196V198L179 197ZM189 195V196H190ZM217 195V196H218ZM18 196V195H17ZM50 196H52V197H50L51 199L50 200H52V198H53V195L51 194ZM61 196H59V197H61ZM173 196V195H172ZM49 197V196H48ZM110 197V199L111 200H114L113 202H118V201H116L117 199H118V197L115 199L114 198V196H108V198ZM122 197V196H121ZM170 197V196H169ZM174 197H175V195H174ZM173 197V198H174ZM186 198L188 197V196H185ZM12 198V197H11ZM42 198V197H41ZM45 198V197H44ZM72 198V199H73ZM76 198V197H75ZM107 198V197H106ZM167 198V197H166ZM173 198H171V199H173ZM176 198V197H175ZM189 198V197H188ZM21 199V200H20ZM58 199V198H57ZM56 199V200H57ZM59 199L57 200V201H59ZM110 199H108V201H107V203L108 202H112ZM118 199V200H119ZM124 199V198H123ZM183 199H185V198H183ZM38 200V199H37ZM47 200V199H46ZM46 200L44 199V201L46 202ZM104 201H105V199H103ZM125 200V199H124ZM189 200V199H188ZM217 200V199H216ZM43 201V202H44ZM48 201V200H47ZM71 201V200H70ZM74 201V202H75ZM180 201V200H179ZM252 201V200H251ZM34 202V201H33ZM39 202H40V200H39ZM49 202V201H48ZM51 202V201H50ZM61 202V203H62ZM73 202V201H72ZM121 202H119V203H121ZM29 203H31V202H29ZM53 203V202H52ZM65 203V202H64ZM64 203L62 204V207H64V209L65 208H68L69 209V205L70 204H72L73 205V203H71V202H69L70 204L68 205V202L66 201V204L69 206V207H66V204L64 205ZM106 203V204H107ZM178 203V204H177ZM180 203V204H179ZM248 204H249V201L247 202ZM251 203V202H250ZM25 204H27V203H25ZM35 204V203H34ZM44 204V203H43ZM48 204H50V203H48ZM75 204H76V202H75ZM106 204H104V206L106 205ZM114 204V203H113ZM110 205L109 204V206L111 207V206H117L118 204L117 203H115L114 205ZM126 204V205H125ZM255 204V203H254ZM20 205V204H19ZM28 205V204H27ZM27 205H24V206H27ZM33 205V204H32ZM32 205H29V206H27V207H31ZM40 205V204H39ZM47 205V204H46ZM54 205H55V203H53V207H54ZM58 205V204H57ZM56 205V206H57ZM61 205V204H60ZM60 205L58 206L60 209H61V207H60ZM64 205V206H63ZM108 205V204H107ZM138 205H141V208H142V215H143V221H144V223H141V221L139 220L140 218H138V216H137V213H136V208H137V206ZM34 206V205H33ZM50 206H52V204H50ZM102 206V205H101ZM100 206V207H101ZM108 206V208H105L106 210H108V213H104L103 215L105 216V218H104V216H103V218H102V211L103 212H105V209H102V207H101V209H102V211L99 209V211H101L100 213H101V215H100V213H99V215L96 213L95 215L96 216H101L100 217V219L102 218L103 220H101V221H104V220H106V217L108 218V216H107V214H109V212H110V209L112 210V208H110ZM119 206H120V208H121V205L119 204ZM214 206V205H213ZM247 206H249L250 207V204L249 205H247ZM252 206V205H251ZM255 206V205H254ZM254 206H252V207H254ZM41 207V206H40ZM43 207H47V206H45V204H44V206ZM57 207V209H56V211H59L58 208ZM72 207V206H71ZM71 207H70V209H71ZM204 207V206H203ZM202 207V209H204ZM209 206H207V210L209 209V208H212V206H210L209 208H208ZM38 208V207H37ZM49 208V207H48ZM56 208V207H55ZM54 208V209H55ZM117 208V210L119 209L118 207H116ZM115 208V209H116ZM123 208V207H122ZM42 209V208H41ZM40 209V210H41ZM46 209V208H45ZM44 209V210H45ZM52 209V208H51ZM50 208H49V211L51 210ZM96 209H98V208H96ZM205 209V210H206ZM246 209H248V210H245L246 212L247 211H249L251 208H246ZM255 209H257V211H259L258 210V207L257 208H255L254 207V211H252L253 212V215H255L254 213H255ZM21 210V209H20ZM38 210H39V208H38ZM39 210V211H40ZM67 210V209H66ZM91 210H95V211H91ZM117 210H116V212H117ZM210 210V209H209ZM253 210V209H252ZM3 211V210H2ZM31 211V210H30ZM48 211V210H47ZM47 211L46 212H44V214L45 213H47ZM48 211V212H49ZM62 211V210H61ZM68 211V210H67ZM66 211V212H67ZM211 211V210H210ZM251 211V210H250ZM256 211V212H257ZM1 212V211H0ZM21 211H19V213H20ZM41 212H43V210L41 211ZM64 212V211H63ZM62 212V213H63ZM66 212H64V213H66ZM71 212V211H70ZM98 212V211H97ZM111 212H113V211H111ZM186 212V213H185ZM209 212V211H208ZM262 212V211H261ZM18 213V214H19ZM31 213V212H30ZM32 213H34V212H32ZM49 213H52V212H49ZM207 213V212H206ZM258 213V212H257ZM256 213V214H257ZM260 213V212H259ZM264 213V212H263ZM36 214V213H35ZM38 214V213H37ZM54 214H51V215H53L54 217H55V215ZM68 214V213H67ZM106 214V215H105ZM184 214H186V215H183ZM247 214H249V212L247 213ZM261 214V213H260ZM259 214V215H260ZM32 215V214H31ZM30 215V216H31ZM47 215H48V213H47ZM50 215V214H49ZM50 215V216H51ZM64 215V214H63ZM92 215V214H91ZM91 215H90V217H91ZM94 215V216H95ZM182 215V216H181ZM190 215V214H189ZM206 215V214H205ZM208 215V214H207ZM209 215H211L210 213H209ZM251 215H252V213H251ZM261 215H263V218H262V216L260 217L261 219H263L264 220V214H261ZM33 216V215H32ZM41 216V215H40ZM39 216V217H40ZM46 216V215H45ZM110 216V215H109ZM212 216V215H211ZM249 216V215H248ZM258 216V214L256 215V217ZM42 217H44V216H42ZM41 217V218H42ZM47 217V216H46ZM45 217V218H46ZM181 217H183V218H181ZM247 217V216H246ZM16 218H20V217H16ZM15 218V219H16ZM25 217H23L22 219H24ZM32 218V217H31ZM36 218H38V217H36ZM40 218V219H41ZM48 218H50V217H48ZM58 218V217H57ZM56 217H55V219H57ZM248 218H254V217H251V216H249ZM259 218V217H258ZM27 219H28V217H27ZM47 219V218H46ZM45 219V220H46ZM53 219V218H52ZM92 219H94V218H92ZM95 219H96V217H95ZM99 218H97V220H98ZM36 220V219H35ZM38 220H39V218H38ZM38 220H36V221H38ZM44 220V222H46ZM47 220H49V219H47ZM184 220V219H183ZM17 221V220H16ZM25 221V220H24ZM57 221V220H56ZM59 221V220H58ZM57 221V222H58ZM61 221V220H60ZM59 221V222H60ZM210 221H212V220H210ZM23 222V221H22ZM50 222V221H49ZM52 222H54L55 223V221H52ZM51 222V225L52 226H50V229H53V228H51V227H53L55 224H53ZM94 222H96V221H94ZM180 222V223H179ZM182 222H184V221H182ZM185 222H186V219H185ZM209 222V221H208ZM207 222V223H208ZM246 222V221H245ZM15 222H13V224H14ZM20 223V222H19ZM25 223V222H24ZM24 223H22L21 225H23V227L22 228H25V229H27L28 230V228H26L25 226H24ZM35 223V222H34ZM43 223V222H42ZM188 223H185L186 225L188 224ZM206 223V222H205ZM207 223H206V225H207ZM243 223L244 222H242L241 224L243 225ZM9 224H11V222L9 223ZM31 224H33V223H28V225H31ZM37 224V223H36ZM41 224V223H40ZM43 224H45V223H43ZM58 225H57V227H54L55 229H57L58 230V228H60L59 227V224L60 223H57ZM180 224V225H179ZM183 224V223H182ZM212 224V223H211ZM247 224H248V222H247ZM15 225V224H14ZM33 225H35V224H33ZM38 225V224H37ZM47 225L49 226L50 224H48L47 223ZM47 225H45V228H47L46 226ZM96 225H98L99 226V222H98V224H96ZM209 225H210V223H209ZM208 225V226H209ZM242 225H241V227H242ZM245 225V224H244ZM250 224H248V226H249ZM10 226V225H9ZM20 226V225H19ZM39 226H41V225H39ZM120 226H125L124 228L126 229V234L124 235L123 233L124 232H121L120 233ZM183 226H184V224H183ZM190 226L191 225H189V228H190ZM246 227H248L247 225H245ZM30 228H31V226H29ZM32 227H34V226H32ZM97 227V226H96ZM96 227H95V230H97L98 228L100 229V227H98L97 229H96ZM118 227H119V229H118ZM206 228H207V226H205ZM204 227V228H205ZM238 227H239V225H238ZM238 227H237V229H238ZM241 227H240V230L242 231L243 229H246V227H244L243 226V229H241ZM8 228V227H7ZM30 228H29V230H30ZM122 229V227H121V231H125V229ZM170 228V229H169ZM194 228V229H195ZM205 228V229H206ZM10 229V228H9ZM20 230H21V227L19 228ZM34 229H35V227H34ZM37 229H38V227H37ZM40 229V228H39ZM44 229V228H43ZM42 229V230H43ZM48 229V228H47ZM47 229H46V231H47ZM55 229H53V231L55 230ZM61 229V228H60ZM59 229V230H60ZM186 229H187V226H186ZM193 228L191 227V230H192ZM24 230V229H23ZM23 230H21L22 232H23ZM26 230V231H27ZM28 230V231H29ZM31 230H32V228H31ZM30 230V231H31ZM45 230V229H44ZM44 230H43V232H44ZM49 230V229H48ZM117 230H119L118 232H117ZM236 230V229H235ZM248 230H250L249 232H251V228H249ZM25 231V230H24ZM25 231V232H26ZM28 231H27V233H28ZM35 230H33L32 231V233L34 232ZM37 231V230H36ZM46 231L44 232V233H46ZM53 231H51V230H49L48 231V233L49 232H53ZM98 231H100V230H98ZM103 231V230H102ZM167 231V232H168ZM202 231V230H201ZM240 231V232H241ZM6 232V231H5ZM12 232V231H11ZM10 232V230L8 231V233H10L11 235H12V233ZM20 232V231H19ZM60 232V231H59ZM78 232V233H77ZM91 232V231H90ZM94 232V231H93ZM192 233H194L193 231H191ZM207 232V231H206ZM206 232H205V234H206ZM228 232V231H227ZM238 232V231H237ZM21 233V232H20ZM27 233H25L24 234V236L27 234ZM30 233V232H29ZM43 233V235L45 236V237H48V236H46V235H48V233L45 235ZM55 233H57V231H55ZM64 235H63V234ZM86 233V232H85ZM99 233H101V232H99ZM104 233V234H105ZM120 233V234H119ZM196 233V232H195ZM198 233V232H197ZM210 233V232H209ZM245 235H244V234ZM243 235H244V237H242L243 235L241 234L240 236L242 237V238H246L245 236H247L248 237V235H246L248 232H244L243 231ZM4 234V233H3ZM2 234V235H3ZM21 234H23V233H21ZM36 234H37V232H36ZM39 234H40V232H39ZM51 234V233H50ZM49 234V235H50ZM53 234V233H52ZM92 234V233H91ZM117 234H119V236L120 235H124V236H122V237H117V239L118 238H124V240H121V241H123L122 243H120L121 241H120V239H118L120 242V244H118V242H117V240H115L116 241V246L115 245H113L114 244V241H112V239L114 238V236H118ZM189 234V233H188ZM227 234V233H226ZM232 234H233V231H232ZM5 235V234H4ZM62 235H63V237H62ZM94 235V234H93ZM99 235V234H98ZM97 235V236H98ZM101 235H103L102 233H101ZM194 235V234H193ZM195 235H197V234H195ZM203 235H204V233H203ZM208 235H211L212 236V233H210V234H208ZM223 235V234H222ZM221 235V236H222ZM229 235V234H228ZM237 235H239V233L237 234ZM9 237H11L10 235H8ZM28 236V235H27ZM34 236H35V234H34ZM38 236V235H37ZM43 236V237H44ZM51 236V235H50ZM55 236V235H54ZM50 237V238H47V240H45V241H49L50 239H52V241L55 239V237ZM82 236V235H81ZM95 236H96V234L94 235V238H95ZM186 236H188L187 235V231H186V233H185V237ZM190 236V235H189ZM188 236V238H189V240H191L192 239V241L191 242H193V239L194 238H191L190 239V237ZM198 236V235H197ZM200 236H202V234H199V237ZM218 236H219V234H218ZM217 236V237H218ZM221 236H220V239H221ZM225 236V235H224ZM229 236H232V235H229ZM234 237H235V234L233 235ZM233 236H232V238H233ZM249 236H251L250 234H249ZM29 237L30 238H32L33 237V234H32V236H31V234H29ZM43 237H41L40 236V238H42V240L39 238V236H38V239H39V243L38 244H36L37 242H38V239L36 240L35 239V242H34V240H33V243L31 242L30 244H34L33 246H35V248H33L34 250H33V253L36 255H33V256H35V259H37L38 258V260H39V262L41 263V264H46L45 263V258H48V259H50V260H53L52 258L53 257H51L50 258V256L46 253V256H45V251H46V247L48 246H46L45 244H43V240H44V238ZM77 237V236H76ZM192 237V236H191ZM210 237V236H209ZM217 237L215 238V234H214V239H216L217 240ZM240 237V239H241V241L243 240L242 238ZM11 238H13V237H11ZM26 238H28V237H26ZM34 238V237H33ZM32 238V239H33ZM60 238L58 239V240H60ZM79 238V237H78ZM81 238V237H80ZM79 238V239H80ZM184 238V237H183ZM187 238V237H186ZM197 238L198 237H196V241H198L197 240ZM204 238V237H203ZM227 238V237H226ZM230 238V237H229ZM5 240H6V238H4ZM3 239V240H4ZM9 239V238H8ZM32 239H29L28 238V240H29V242L32 240ZM49 239V240H48ZM98 239H100L101 240V238L99 237ZM115 239H116V237H115ZM185 239V238H184ZM183 239V240H184ZM219 239V240H220ZM236 239V238H235ZM238 239H239V237H238ZM237 239V240H238ZM250 239V238H249ZM4 240V241H5ZM10 240H12V239H10ZM25 240V239H24ZM58 240L56 239V243H54V244H58ZM164 240H165V238H164ZM170 240V239H169ZM188 240V239H187ZM209 240V239H208ZM225 240V239H224ZM245 241H246V239H244ZM243 240V241H244ZM0 241H2V240H0ZM99 241V240H98ZM179 241V240H178ZM181 241H182V239H181ZM204 241V240H203ZM203 241H201V243L203 244L204 242ZM207 240H205V242H206ZM223 241V240H222ZM233 241H235L234 240V238H233ZM239 241V240H238ZM238 241H236V243L238 242ZM3 242V241H2ZM1 242V243H2ZM6 242V241H5ZM5 242H3V245H4V243ZM11 242V241H10ZM28 242V241H27ZM51 242V241H50ZM49 242V244L51 245V243ZM54 242V241H53ZM80 242H84V241H82L81 239H80ZM165 242H166V240H165ZM195 242V241H194ZM199 242V241H198ZM209 242V241H208ZM210 242H213L212 241V237H211V240H210ZM214 242H216V241H214ZM224 242V241H223ZM247 243L249 242V240L248 241H246ZM12 243V242H11ZM24 243H26V242H24ZM48 243V242H47ZM86 243V242H85ZM103 243V242H102ZM101 243V244H102ZM169 243V242H168ZM167 243V244H168ZM182 244L183 243H186V244H188L187 242H181ZM235 243V244H236ZM14 244V243H13ZM16 244V243H15ZM14 244V245H15ZM36 244V245H35ZM65 244V245H64ZM97 244V243H96ZM104 244V245H105ZM198 244H200V243H198ZM205 245L207 244V243H204ZM211 245L213 244V243H210ZM218 244V243H217ZM216 243L214 244V245H217ZM220 244H224V243H221L220 242ZM220 244H218L217 245V251L214 249L215 247H214V245H213V249L217 252L216 253V257H214L213 256V259H215V258H217V254L220 252V254H221V252L223 251V247H220ZM238 244H239V242H238ZM238 244L237 245H235V247H234V244H233V242H230V241H228L224 246H225V249L227 250V253H228V251L229 250H231V249H233V247L234 248H237L236 246H238ZM3 245H1L0 246V249H1V251H2V253H3V250H2V248L4 247ZM26 246L28 245V244H25ZM79 245V244H78ZM93 245V244H92ZM103 245V244H102ZM181 245V244H180ZM189 245H191V243L189 244ZM209 244H207V246H208ZM263 245V244H262ZM32 246V245H31ZM30 246V247H31ZM46 246V247H45ZM52 246L54 247H58L57 245H53V243H52ZM100 246V245H99ZM169 246H170V244H169ZM184 246H185V244H184ZM192 246H193V244H192ZM210 246V245H209ZM220 248H223V249H221L222 251H219L218 252V248L219 247ZM222 246V245H221ZM241 245L239 244V247H240ZM243 246H245V245H243ZM2 247V248H1ZM7 247V246H6ZM10 247V246H9ZM13 247V246H12ZM16 247V246H15ZM15 247H14V250H15ZM188 247V246H187ZM187 247H185V248H187ZM195 247V246H194ZM248 247V246H247ZM251 247V246H250ZM64 248V249H63ZM78 249H76L75 250V252L74 253H76V255H77V258L79 259V261L78 262H87V261H89V260H91V257H92V254L90 253V251H89V249L87 248V246H84V243L82 244V245H79L78 247H77ZM104 248H102V249H104ZM182 248H183V246H182ZM189 248H190V246H189ZM200 249H201V247H199ZM199 248H197V249H199ZM203 248V247H202ZM242 248V247H241ZM5 249V248H4ZM8 249V248H7ZM7 249L5 250V251H7ZM19 249V248H18ZM21 249V248H20ZM28 250H29V248H27ZM31 249V248H30ZM50 249H51V247H50ZM188 249V248H187ZM195 249V248H194ZM208 248H206V250L205 251H207L208 252V250H207ZM247 249V248H246ZM251 249V248H250ZM22 250V249H21ZM28 250H27V252H28ZM32 250V249H31ZM47 250H48V248H47ZM57 250V251H58ZM171 250H172V248H171ZM190 250H193V248L192 249H190ZM201 250H203V249H201ZM201 250H199V251H201ZM211 250V249H210ZM210 250H209V252L207 253V255L210 253ZM214 250H212V251H214ZM237 250V249H236ZM23 251V250H22ZM53 251V250H52ZM65 251H63V252H65ZM70 253H71V251L70 250H68ZM211 251V252H212ZM214 251V252H215ZM12 252V251H11ZM16 252V250L14 251V253ZM21 252V251H20ZM26 252V251H25ZM47 252V251H46ZM49 252H50V250H49ZM48 252V253H49ZM56 252V251H55ZM173 252V251H172ZM203 252V251H202ZM202 252H200V255L202 256ZM231 252V251H230ZM234 252H235V249H234ZM1 252H0V254H2ZM5 253V252H4ZM3 253V256H7L8 254H7V252H6V254H4ZM8 253H9V250H8ZM29 253H31V252H29ZM51 253H54V251L53 252H51ZM58 253V252H57ZM69 253V254H70ZM190 253H191V251H190ZM199 253V252H198ZM223 253H224V251H223ZM226 253V254H227ZM232 253L233 252H231V255H232ZM25 254V253H24ZM50 254V253H49ZM55 254V253H54ZM66 254H68V252L66 251ZM65 254V256H67ZM105 254V253H104ZM193 254H194V252H193ZM206 254V253H205ZM205 254H203V256L205 255ZM211 254V253H210ZM214 253H212L210 256L212 257V255H213ZM225 254V253H224ZM245 254H246V252H245ZM245 254H243V255H245ZM12 256H13V254H11ZM21 255H22V253H21ZM29 255V254H28ZM28 255H27V257H28ZM53 255V254H52ZM56 255V254H55ZM63 255H64V253H63ZM71 255H72V253H71ZM76 255H75V257H76ZM168 255V254H167ZM198 255V254H197ZM235 255V254H234ZM233 255V256H234ZM3 256H1L2 258H3ZM26 256V255H25ZM30 256V255H29ZM47 256H49V257H47ZM54 256V255H53ZM58 256H60V255H58ZM57 256V257H58ZM109 256V257H110ZM118 256V257H117ZM199 256V255H198ZM198 256H196V258H198L199 259V257ZM218 256H220L219 254H218ZM226 256V255H225ZM232 256V257H233ZM235 256H239L240 258H243V256L241 257L240 255H235ZM249 257H250V259L249 258H247V260L249 259V260H251V256L250 255H248ZM27 257H25V258H27ZM37 257V258H36ZM62 257V256H61ZM74 256H69L67 259L69 260L70 258H73ZM104 257H106V256H104ZM121 257V256H120ZM127 257V258H126ZM183 257V256H182ZM192 257V256H191ZM209 256H207V258H208ZM210 257V258H211ZM222 257V256H221ZM220 257V258H221ZM229 257V256H228ZM262 257V256H261ZM261 257H260V260H261ZM6 258V257H5ZM56 258V257H55ZM59 258V257H58ZM57 258V259H58ZM168 258V257H167ZM204 258V260H205V256L203 257ZM206 258V259H207ZM225 258V257H224ZM263 258V257H262ZM24 259V258H23ZM29 259V258H28ZM32 259H34V258H32ZM32 259H29V260H32ZM57 259H54V260H56L57 261ZM59 259H61V261L62 262H56V264L58 263V264H66L67 262H66V259L64 258V257H62V258H59ZM63 259H65V262L63 261ZM106 259H108V260H110L108 257L106 258ZM114 259L115 258H113V260L112 261H114ZM118 259H116V261L118 260ZM123 259V258H122ZM121 259V262L123 261H125L124 259L122 260ZM182 259V258H181ZM197 259V260H198ZM200 259L201 260H203L201 257H200ZM212 259V258H211ZM223 259V258H222ZM226 259V258H225ZM229 259V258H228ZM231 259V258H230ZM229 259V260H230ZM8 260V259H7ZM9 260H12V259H10L9 258ZM53 260V262H52V264L55 262ZM71 260V259H70ZM69 260V261H70ZM75 260L77 261V259H73V261H74V263H75ZM107 260V261H108ZM168 259H166V261H167ZM180 260V259H179ZM187 260V259H186ZM186 260L185 261H183L184 262V264H185V262H186ZM208 260H210V259H208ZM216 260H218V258L216 259ZM216 260H214V261H216ZM220 260V259H219ZM219 260H218V262H219ZM228 260V261H229ZM237 261L239 260H241V259H239V258H237L236 259ZM243 260H245V259H243ZM243 260H241V262L243 261ZM247 260H245V261H243V264H244V262H246ZM33 261V260H32ZM32 261L30 262V263H32ZM60 261V260H59ZM93 261V260H92ZM171 261V260H170ZM169 261V262H170ZM174 261V260H173ZM172 261V262H173ZM181 261V260H180ZM187 261H189V260H187ZM212 261V260H211ZM211 261H210V263H211ZM224 261V259L222 260V262ZM233 261V260H232ZM231 260H230V262L231 263H233ZM236 261V262H237ZM238 261V262H239ZM49 262V261H48ZM71 262V261H70ZM70 262H68L69 264H72V262L70 263ZM90 262V261H89ZM100 262H102V261H100ZM163 262V261H162ZM162 262H159V264H163ZM182 262V261H181ZM198 262H200V260H198ZM205 262V261H204ZM224 262H227L226 260L224 261ZM249 262V261H248ZM261 262V261H260ZM27 263H28V260H27ZM34 263V262H33ZM36 263H37V260H36ZM36 263H34V264H36ZM39 263V264H40ZM67 263V264H68ZM79 263V264H80ZM91 263V262H90ZM112 263V262H111ZM116 263V262H115ZM187 263V262H186ZM197 263V262H196ZM201 263V262H200ZM200 263H198V264H200ZM213 263V262H212ZM211 263V264H212ZM214 263H216V262H214ZM250 263H251V261H250ZM48 264V263H47ZM51 264V263H50ZM75 264H78V263H75ZM84 264H86V263H84ZM89 264V263H88ZM93 264V263H92ZM100 264H102V263H100ZM103 264H105V263H103ZM109 264H110V262H109ZM114 264V263H113ZM119 264V263H118ZM124 264V263H123ZM190 264V263H189ZM192 264V263H191ZM202 264H204V263H202ZM205 264H207L206 262H205ZM208 264H209V262H208ZM221 264V263H220ZM223 264V263H222ZM229 264V263H228ZM233 264H235V263H233ZM240 264V263H239ZM247 264V263H246ZM249 264V263H248ZM260 264V263H259ZM262 264H264V261L262 262Z\"/></svg>",
  "mask_w": 264,
  "mask_h": 264
},
{
  "label": "rangeland",
  "instance_id": "obj_2",
  "mask_svg": "<svg viewBox=\"0 0 264 264\" xmlns=\"http://www.w3.org/2000/svg\"><path fill=\"white\" fill-rule=\"evenodd\" d=\"M2 1V2H1ZM3 1H5L4 3L5 4H3ZM17 2H18V0H16ZM27 1H29L28 3H30L32 6H34V8L36 7V8H39V7H42L41 9L39 8V9H34L33 10V7L31 6V7H29V8H27L28 6H22L23 4L22 3H24V5H25V3L27 2ZM23 0L22 1V3H21V1L19 0V2L18 3H16L15 2V0H14V5L12 4V2H13V0H11V4H10V0H0V16L2 17V15L4 14V18H1L0 17V70L2 71V73H1V71H0V78L1 79H3L2 80V82H1V79H0V84L2 83V85H0V89L2 90V91H0V96L1 95H3V93H4V95L3 96H1V97H3V98H5L4 96H6V98H5V100H7V107H8V111L11 113V114H13L14 116H18L17 115V113L18 114H20L21 112H23V110L21 111L20 109H19V111H18V109H13L14 107L13 106H11L10 107V105H9V102H8V99L7 98H9V100H16V96H18L20 93H18V91L20 90L19 88L20 87H16L17 85L18 86H21V83L24 81L23 79L25 78V74H27L26 72L24 73V71H25V69L24 70H22L23 68H18L19 67V64L20 63H23L24 61H27V59L30 57V59H28V60H31V58H33L35 55H34V53L33 52H28L26 49H25V47H18V49H17V45L16 44H19L20 45V42L23 40H21V38H26L27 39V35H28V31H30V27H31V31L32 32H35V31H37L38 29L40 30V32H41V30H42V28H43V30L44 31H47L46 33H50L51 31V33H50V37L52 38V39H50V41L51 42H53V41H56V43H58V44H60L61 45V48L62 49H64V51L65 52H68V53H70V52H72V51H76V52H78V49H76V48H80L81 47V39H83L80 35V33H79V31L73 26V20H74V17H75V9H76V7L78 6V4L79 3H81V0H70V1H68V0H58L57 1V3L53 0V4L51 3V1L50 2H48L47 4H45L46 2L44 1L43 2V4H44V6H45V8L47 7V5L50 3L51 5H52V7L53 8H47V10L43 7V4H42V0L39 2V0H36L37 2L35 3V5H34V3H33V1H35V0ZM31 1V2H30ZM59 1H61V2H63V5H60V3H59V6H58V2ZM86 1V3H88L87 5L89 6V4L91 5V2H93L94 1V3L97 1H95V0H85ZM88 1V2H87ZM89 1H90V3H89ZM105 1V0H104ZM103 1V2H104ZM109 1H112V0H109ZM108 0H106V2L105 3H107V5L110 7V6H114V7H117V6H119V7H121V9H126V10H129V8L130 7H132V8H130L131 10H133L134 8H140V9H142V3H143V0H141V2H140V0L138 1V0H113L112 2H109ZM114 1H116V2H114ZM126 1V2H125ZM228 1H230L229 2V5H228V2H227V0H226V2H225V0H224V3H223V5H222V7H219V6H217V8L216 9H214L213 7H212V9H210L209 11H205L206 13H202V12H200V14H199V19H200V16H201V19L199 20L198 18H197V22H196V28H194L193 30H196V32L194 31V32H191L190 34H188V35H179V34H176V35H174L175 36V45H174V47L173 48H175V50L173 51V52H171L169 55L171 56V55H174V56H169L168 55V59L165 61V64L163 63L162 65L164 66V70H165V74H167L166 76L169 78V76H171V78L173 77L175 80H173V78L171 79V78H169L170 80H168V78L166 77V76H164V78H163V80H165L166 78V80H165V82H162L161 84L163 85V83L165 84V87H164V85L163 86H160L159 87V89L157 88V90L158 91H156V88L154 89L156 92H158V93H156L155 91L154 92H152L151 94L147 91V90H149V87H148V85L147 84H143V82H141V81H139V80H137V78L134 76V77H132V74L130 75V73L128 74L127 73V71H122L123 69L121 68V65L119 64V62L117 63L116 61L114 62L115 63V69L117 70V72L119 73V76L122 78V80L124 81V83H127L126 85H127V88H128V84H130V86H131V88H130V86H129V90H132L133 88H134V90H135V92H137V93H139V95H143V96H146L151 102H152V105H153V107H152V109L151 108H149V107H146V114H147V120H146V122H147V125L148 126H146L147 128H146V134H145V140L143 141V145H144V147L146 148L147 146L149 147V145H151V146H153V148L156 150V151H158L159 153H160V161L162 162L161 163V167L163 168V164L165 165L164 166V169H165V167L167 166V168L169 169V168H172V169H170V172H173V174L172 175H174L175 177H173V178H177V173H176V170H175V167L174 166H176L175 165V161L177 160V161H179L180 160V162H181V160H183L184 158H185V153L187 152V145L183 142L184 141V139H185V136H186V134H187V136L190 134V133H192L193 132V129H191V127H190V129H187V127H189V126H186V124L184 125V124H182L181 125V121H179L180 120V118H182L183 119V117H180V114H181V111H184V112H182L183 114H185L186 115V112H187V114L189 115V114H191V117L192 118H190V120L192 119H196V118H201V117H204V119L205 120H207L208 122H209V128H210V134H211V139H212V142H207L206 143V149L208 150V146H209V151L211 150L212 152L211 153H213L212 155L214 156V158H213V160L214 159H216L215 161H221V162H216V163H218L220 166H221V164H222V166L221 167H219V166H217V171L219 170V172H217V171H215V174H214V172H210V175H212V173H213V179L214 180H216V179H220L219 180V182H216L217 184L218 183H220V185H219V187H216L215 189H214V191H218L217 193L218 194H224V196H221L220 197V195H218L216 192H214V194L216 195V197L215 196H213V199H212V201H211V203H210V205H207V206H212V208H209L208 210L206 209L207 208V206H205V205H200V206H198L200 209H201V211H203L204 213H203V216H209V217H211L210 218V220H212V221H210L209 220V218L207 217V220H205L206 219V217H204V219H203V223H202V225H204V226H202V231L200 230V232L199 231H197V229L194 227V225L193 224H191V217H192V215H191V212L189 211V213L187 212V215L186 214H184V215H186V216H189V217H185L183 214V216H184V218L183 217H181V218H183V219H180L181 220V225L180 226H182V229H184L185 231V233H186V231H187V235L190 237V239L191 238H194L193 239V242H191L192 241V239L191 240H189V238H188V236H186L185 237V233H184V235H182L181 237H177L176 236V238L175 239H172L170 236H169V234L171 235V233H170V231H171V229H170V231H168L167 229H165V231H164V234H166L165 235V237H164V235H163V242H164V244H165V249H164V251H161V249L159 248V244L157 243V242H155L153 239L151 240V241H149L150 242V244H151V246H150V248H151V255H152V264H159V262H162L163 264H184V262L183 261H185L186 259L187 260H189V261H187L186 260V262H185V264H198V263H200V264H202V263H204L205 264V262L208 264V262H209V264H211L212 262V264H233V263H235V264H243V261H245V260H247V258H249L250 259V257L248 256V255H252L251 256V260H247L246 262H244V264H262V262L264 261V220L263 219H261L260 217L262 216V218H263V215H261V214H264L263 212H264V141L263 142H261L262 140H264V130L262 131V129L264 128V124H263V121H264V70H263V68H264V0H228ZM57 4H55V3ZM128 2V3H127ZM133 2V3H132ZM138 2V3H137ZM8 3H9V5H8ZM21 3V5H19ZM39 3H40V5H39ZM109 3H110V5H109ZM137 3V4H136ZM27 4V3H26ZM38 4V5H37ZM49 4V6L48 7H51V5ZM54 4H55V8H57V9H55L56 10V12H54L55 10H54ZM67 4H69V5H67ZM93 4V3H92ZM130 4H132V6H130ZM141 4V5H140ZM13 5V7L12 8H10V7H8V6H12ZM28 5V4H27ZM68 7H67V6ZM125 5V6H124ZM134 5V6H133ZM137 5V6H136ZM227 5V6H226ZM232 5V6H231ZM14 6H17V7H14ZM21 6V7H20ZM38 6V7H37ZM65 9H63L62 7ZM107 6V7H108ZM228 6H229V8H228ZM231 6V7H230ZM6 7H8L7 8V11H6V9H5V11L6 12H8L9 10H11V11H9V13H4L2 10H4L3 8H6ZM25 7V8H24ZM68 9H67V8ZM22 8V9H21ZM29 9V11H30V8H31V10H33V12L31 11L30 13L32 14V15H36L39 11H41L42 10V13L41 12H39V14L40 15H42V18H43V22H45L46 23V25H44L45 23H43L42 21H40L42 18H40L38 15L39 14H37L36 16H37V18L36 17H32L31 18V14H29V11L27 10V9ZM60 8V9H59ZM62 8V9H61ZM128 8V9H127ZM136 8V9H137ZM221 8V9H220ZM226 8V9H225ZM13 9H15L14 11H16L17 9H19V11H20V9L22 10V11H24V9H25V11L24 12H26L27 13V15L26 14H24V13H22L21 11H20V13H18L19 11L17 10V12H14L13 11ZM43 9H45V10H43ZM218 9V10H217ZM231 9V10H230ZM35 10L37 11V10H39L37 13L35 12ZM61 10H64V11H62L61 12ZM73 10V11H72ZM89 10V9H88ZM213 10H214V12H213ZM217 10V11H216ZM221 10V11H220ZM13 11V12H12ZM45 11V12H44ZM71 11V12H70ZM216 11V12H215ZM228 11H229V13L230 14H228ZM231 11V12H230ZM1 12H2V14H1ZM59 12V15L58 16H56L57 15V13ZM210 12V13H209ZM221 12V13H220ZM46 13V14H45ZM55 13V14H54ZM62 13V14H61ZM216 13H218V14H216ZM225 15H224V14ZM29 14V15H28ZM66 14V15H65ZM204 14H206L205 15V18L204 19H206V20H204L202 17H204ZM208 14H209V16H208ZM62 15V16H61ZM64 15V16H63ZM227 15V16H226ZM45 17H46V20H45ZM48 17H49V20H47L48 19ZM54 17V18H53ZM56 17V18H55ZM31 18V20H29ZM35 18H36V20L37 21H40V22H38V26H37V21L35 20ZM64 18V19H63ZM229 18V20H227V19ZM51 19H53V20H51ZM59 19V20H58ZM72 19V20H71ZM132 19V18H131ZM226 19V20H225ZM36 21V22H33V21ZM64 20H65V22H64ZM47 21V22H46ZM133 22L132 23H134L135 21H137V17L135 18V19H133L132 20ZM198 21H205V22H203V25H202V22H198ZM228 21V22H227ZM32 22V23H31ZM50 22V23H49ZM62 22V26H56V25H60V23ZM130 22H131V20H130ZM42 23H43V25H42ZM57 23V24H56ZM67 24V26H66V24ZM130 24V25H133V24ZM137 23H138V21H137ZM39 24H41V25H39ZM48 24H49V29H48ZM31 25H33V26H31ZM36 25V26H35ZM50 25H51V27H50ZM41 28H40V27ZM54 27V29H53V27ZM56 26V27H55ZM136 26H138V25H136ZM203 28H202V27ZM29 27V28H28ZM36 27V28H35ZM38 27V28H37ZM58 27H60V28H58ZM139 27V26H138ZM28 30H27V29ZM51 28V29H50ZM62 28V30H60ZM130 28V27H129ZM198 28V29H197ZM200 28V29H199ZM24 29V30H23ZM36 29V30H35ZM48 29V30H47ZM56 29V30H55ZM69 29V30H68ZM38 30V31H39ZM199 30V31H198ZM202 30V31H201ZM22 31V32H21ZM30 31V32H31ZM37 31V32H38ZM44 31H42V32H44ZM50 31V32H49ZM62 31H63V33H62ZM128 31V33L125 31V33H123V36L124 37H127L128 35H129V33H130V31H132V29L131 30H127ZM24 32H26V33H24ZM200 32H202V34L200 33ZM25 35V37H23L24 35ZM55 33H57V34H55ZM62 33V34H61ZM199 33V34H198ZM13 34V35H12ZM15 34V35H14ZM18 34L20 35H23L22 37H21V35L19 36V37H21L20 38V40H16V41H18V43L17 42H15V39H19V37H16V35L18 36ZM64 34V35H63ZM54 35V36H53ZM61 35H62V37H63V39H65V40H62V37H61ZM195 35V36H194ZM198 35V36H197ZM199 35H200V37H202V38H200L199 37ZM12 36H14L13 38H15V39H13L12 38ZM123 36H121V39H122V41H123V39H124V37ZM130 36V35H129ZM182 36V37H181ZM54 37V38H53ZM65 37V38H64ZM128 38V37H127ZM126 38V39H127ZM7 39H8V43H6L7 42ZM10 39V40H9ZM26 39H24L25 41H26ZM126 39H124L125 40V42H126ZM204 39V40H203ZM12 40V41H11ZM24 40H23V43H24ZM182 40V41H181ZM14 41V42H13ZM65 41V42H64ZM128 41H130V38H128ZM62 42V43H61ZM131 42V41H130ZM183 42V43H182ZM204 42H205V44H204ZM256 42V43H255ZM12 43V44H11ZM22 43V42H21ZM78 43V44H77ZM126 43H129V42H126ZM132 43V42H131ZM186 43V44H185ZM64 44V45H63ZM209 44V45H208ZM7 45V46H6ZM10 45V46H9ZM14 46V45H16V46H14V47H12V46ZM182 45V46H181ZM203 45H205V46H203ZM9 46V47H8ZM64 46V47H63ZM184 46H185V49H183L184 48ZM107 47H109V46H107ZM183 47V48H182ZM208 47V48H207ZM259 47H261L262 48V50H261V48H259ZM68 48H69V50H68ZM109 48H111V47H109ZM19 49H21V50H19ZM23 49H25V50H23ZM3 50H4V52H3ZM17 52H23V53H25V51H26V53H29V54H25L27 57H28V55H29V57L27 58L26 56H21V55H18V54H22V53H17ZM202 50V51H201ZM205 50V51H204ZM10 52V53H9ZM184 52H185V54H184ZM187 52V53H186ZM5 53L7 54V55H5ZM10 55H9V54ZM173 53V54H172ZM203 53H204V56H203ZM16 54V56H13V55H15ZM78 54V53H77ZM201 54H202V56L203 57H201ZM259 54L261 55V57L259 56ZM9 55V56H8ZM19 57H18V56ZM24 55V54H23ZM30 55H32V56H30ZM176 55V56H175ZM187 57H186V56ZM207 55V56H206ZM263 55V56H262ZM21 56V57H20ZM2 57V58H1ZM8 57V58H7ZM9 57H11V58H9ZM15 57H18V61H19V63H18V67H17V58H15ZM199 57H201V58H199ZM13 58V60H11ZM19 58H22V59H20L19 60ZM24 58V59H23ZM170 58V59H169ZM176 58V59H175ZM205 58V59H204ZM258 58V59H257ZM6 59H8V60H6ZM112 59V58H111ZM172 59V60H171ZM178 59V60H177ZM4 60V61H3ZM5 60H6V62H5ZM11 60V61H10ZM16 60V61H15ZM23 60V62H21ZM171 61L170 63H169V61ZM179 60H181V61H179ZM261 60H262V62H261ZM179 61V62H178ZM187 61V62H186ZM259 61H260V64H259ZM15 62V63H14ZM164 62V61H163ZM174 62V63H173ZM199 62V63H198ZM203 62V63H202ZM207 62V63H206ZM169 63V64H168ZM180 63H181V65H183V66H180ZM4 64V65H3ZM10 64H12L11 65V67H8V65L10 66ZM78 64V65H77ZM117 64L120 66H117ZM167 64V65H166ZM170 64H172V66L174 65V68L176 67V66H178L177 68H175L176 70H173L172 71V66L170 65ZM177 64V65H176ZM259 64V66H257ZM166 65V66H165ZM192 65V66H191ZM195 65V66H194ZM199 65H201V66H199ZM4 66V67H3ZM6 66V67H5ZM13 66V67H12ZM23 66V65H22ZM21 66V64H20V67H22ZM79 67V69H77L78 67ZM118 68H117V67ZM167 66H169V67H167ZM75 69H74V68ZM180 67V68H179ZM185 67V68H184ZM188 67V68H187ZM189 67H191L190 69H189ZM194 67V68H193ZM200 67V68H199ZM8 68H11V70H9ZM167 68V69H166ZM173 68V69H174ZM8 71H7V70ZM76 69L78 70V71H76ZM85 69H86V67H85V65L83 64V59H79L78 60V62H74V63H72V65L70 66V67H68V70H69V77L67 78L68 80L67 81H64L62 84H61V86H60V92H59V94H58V96H55V98H53L54 99V101H56L55 103L53 102V105H51L52 104V102L51 101H53V99H51L50 100V106H49V113L51 114L52 113V111H54L56 114H57V112L55 111L57 108H55L54 107V104L56 105V107H58L59 108V110H60V108H61V102L63 101V99H64V95H66V90H68V88H69V86L71 85L70 83H72L73 82V80L75 79L74 77H81V79L84 81L85 80V83H83V85H81L80 86V89L78 90V92L79 91H81V92H76V93H78V94H83V93H85V94H87L86 95V101H85V107H86V110L87 111H89L88 112V117H92L93 116V112H95V111H98V108H99V106L98 105H103V104H98L99 103V101L101 100L102 101V103L104 102V101H107L106 102V104H105V106L107 107V108H105L104 107V109H109L110 107L112 108V106H113V104L115 103L114 101H112V100H116V99H114V96L111 94V93H108L107 91H106V93H104V92H102V94H103V96H101V94H99V95H97V96H95V95H93L92 94V96L90 95V94H88L89 92H91L90 90H88V86H90L91 85V82H90V80L88 79V73H87V70L85 71ZM168 69H169V71L171 70L172 71V73L174 72L175 74H170V72L168 71ZM178 69H179V72L180 73H182V74H180V73H177L178 72ZM198 69V70H197ZM15 70V71H14ZM20 70H21V75H20ZM80 70V71H79ZM119 70V71H118ZM123 72V74H122V72ZM166 70L168 71V72H166ZM6 73H4V72ZM13 71V72H12ZM203 71V72H202ZM11 72V73H10ZM14 72H16L17 74H15ZM76 72V73H75ZM78 72V73H77ZM126 72V74H124ZM199 72V73H198ZM9 73H10V76H8L9 75ZM14 73V74H13ZM23 73H24V75H23ZM73 73L75 74V75H73ZM195 75H193V74ZM207 73V74H206ZM5 74V75H4ZM12 74V75H11ZM178 74H179V76H178ZM23 75V76H22ZM80 75V76H79ZM124 75V76H123ZM173 75V76H172ZM175 75V76H174ZM189 75V76H188ZM200 75V76H199ZM2 76V77H1ZM21 77V78H19V77ZM71 76V77H70ZM129 76V77H128ZM4 77H7L8 79H9V81H6L5 82V80L7 79V78H5L4 79ZM10 77V78H9ZM13 77H16V78H18L19 79V82H20V84H17V83H19L18 82V79H17V81H16V79L15 78H13ZM23 77V78H22ZM84 77V78H83ZM130 77H132L131 79L132 80H134V79H136L135 81H132L131 79H130ZM177 77V78H176ZM196 78V80L194 81V79H192V78ZM199 78V79H198ZM7 79V80H8ZM12 79V80H11ZM13 79H15V81H16V84H15V81H13ZM21 79V80H20ZM178 80V81H177ZM186 80H188V81H186ZM200 80H202V81H200ZM209 80H211V81H209ZM71 81V82H70ZM167 81H169V82H167ZM171 81H174V82H172L171 83ZM182 81V82H181ZM184 81V82H183ZM199 81V82H198ZM208 81H209V83H208ZM9 82V83H8ZM135 82V83H134ZM6 85H5V84ZM140 83V85H138ZM184 83V84H183ZM190 83V84H189ZM197 83V84H196ZM216 83V84H215ZM241 85H240V84ZM9 84V85H8ZM15 86H14V85ZM68 84H70V85H68ZM90 84V85H89ZM166 84L169 86H166ZM178 84V85H177ZM196 84V85H195ZM3 85H4V87H3ZM125 85V86H126ZM209 87H208V86ZM237 85H239V86H237ZM9 86V87H8ZM84 86H85V88H84ZM135 86V87H134ZM171 86V87H170ZM200 86V88L202 89V87H203V89L202 90H200L198 87ZM217 86V87H216ZM243 86V87H242ZM6 87L8 88V89H6ZM67 87V88H66ZM164 87V88H163ZM190 88V90H192V91H190V90H188L189 88ZM195 87V88H194ZM211 87V88H210ZM218 87L219 88H222L221 89V91H220V89L219 90H217L218 89ZM241 87V88H240ZM3 88H5V89H3ZM15 88V89H14ZM65 88V89H64ZM89 88H91V87H89ZM161 88H163L162 90H161ZM168 88H171V89H169L170 90V92H171V94H169L170 92H169V90H168ZM175 88V89H174ZM198 88V90L197 91H194V90H196ZM11 89H13V90H11ZM16 89H19V90H17L16 91ZM82 89H83V91H82ZM86 89V90H85ZM166 89V90H165ZM211 89V90H210ZM226 91H225V90ZM242 89V90H241ZM4 90V91H3ZM9 91V93H8V91ZM11 90V91H10ZM84 90H85V92H84ZM161 92H160V91ZM164 90V94L162 93V91ZM187 90H188V92H187ZM204 90H206L205 91V93H203L204 92ZM207 90L209 91V92H207ZM6 91H7V93H6ZM13 91V92H12ZM15 91V92H14ZM21 91V90H20ZM19 91V92H20ZM66 91V92H65ZM182 91V92H181ZM198 91H199V93H198ZM212 91V92H211ZM217 91V92H216ZM219 91H220V93L222 94H220L219 93ZM13 94H12V93ZM191 92H195L194 93V95L195 94H197V96H195L194 97V95L193 94H191ZM207 92V93H206ZM211 92V93H210ZM223 92V93H222ZM16 94V96H15V94ZM180 93V94H179ZM189 93L192 95V97L189 95ZM200 93H201V95H200ZM227 93V94H226ZM111 95V96H113L112 98L113 99H111V96L109 95L107 98L108 99H110V102H108L109 100H106L105 98H101V97H106L107 95ZM162 94H163V96H162ZM168 94V95H167ZM186 94V95H185ZM189 96H188V95ZM203 94V95H202ZM204 94H205V97H203L204 96ZM212 94H213V96H212ZM224 94H225V96H224ZM14 95V96H13ZM64 97H63V96ZM171 95V96H170ZM178 95H180L179 97H178ZM200 95V96H199ZM209 95V96H208ZM210 95H211V97H210ZM8 96V97H7ZM10 96L12 97L11 99H10ZM37 96V95H36ZM35 96V97H36ZM162 96V97H161ZM170 96V97H169ZM215 96V97H214ZM223 96V97H222ZM15 97V98H14ZM37 97H39V96H37ZM56 97H58V98H56ZM60 97H62V99L60 98ZM92 97V98H91ZM173 97V99H171ZM224 97H226V98H224ZM238 97V98H237ZM98 98V99H97ZM101 98V99H100ZM193 98V99H192ZM204 98V99H203ZM219 98H220V100H219ZM221 98H223V100L224 101H222V99ZM234 98V99H233ZM240 98H242V99H240ZM58 99H61L60 101L58 100ZM94 99V100H93ZM100 99V100H99ZM159 99V100H158ZM167 99H168V102H169V104H168V102H167ZM178 99V100H177ZM225 99H226V101H225ZM233 99V100H232ZM238 101H237V100ZM97 100V101H96ZM177 100V101H176ZM193 100H194V102H193ZM232 100V101H231ZM241 100V101H240ZM100 101V102H101ZM236 101V103H234V102ZM60 102V103H59ZM156 102V103H155ZM174 102H176V104H174ZM193 102V103H192ZM233 102V103H232ZM239 102H241V103H239ZM253 102V103H252ZM97 103V104H96ZM232 103V104H231ZM248 103V104H247ZM250 103V104H249ZM255 103V104H254ZM59 104V105H58ZM109 106H108V105ZM116 104H118L117 103V101H116ZM116 104H114V106H113V108L114 109H117V105ZM180 106H179V105ZM194 104V105H193ZM195 104H197L196 105V107H195ZM227 104V105H226ZM234 104H236V107H235V105ZM239 104V105H238ZM242 104V105H241ZM9 105V106H8ZM119 105V104H118ZM186 105H187V107H186ZM192 105V106H191ZM234 105V106H233ZM100 106V107H101ZM104 106V105H103ZM103 106L101 107V109L103 108ZM177 106H178V108H177ZM205 106V107H204ZM233 106V107H232ZM244 108H243V107ZM249 106V107H248ZM250 106H251V110H250ZM254 106H256L255 107V109H254ZM51 107H54V108H51ZM109 107V108H108ZM170 107H171V109H170ZM182 107V108H181ZM193 107V108H192ZM198 107H200L199 108V110H198ZM202 107H203V109H202ZM239 107H240V109H239ZM253 107V108H252ZM10 108V109H9ZM172 108L174 109V112L172 111ZM184 108V109H183ZM197 108V109H196ZM226 109V111L224 110V109ZM242 108V109H241ZM259 108V109H258ZM54 109V110H53ZM96 109V110H95ZM179 109H182V110H179ZM191 109V110H190ZM195 109H196V111H197V113L196 112H194L195 111ZM223 109V110H222ZM239 109V110H238ZM246 109V110H245ZM13 110H15V112L13 111ZM34 110V111H33ZM33 112H35L34 114L32 113V112H30L31 110H26V111H28L27 112V115H26V113H25V116H24V112L23 113H21V118H23V116H24V120L25 119H27V118H25L26 116L27 117H30L31 116V118H32V116L34 115L35 117L37 116L38 118L37 119H39L40 117H41V115H37V114H39L34 108H33ZM52 110V111H51ZM58 109H57V111H59ZM100 110V109H99ZM179 110V111H178ZM190 110V112H188ZM206 110V111H205ZM218 110V111H217ZM253 110V111H252ZM51 111V112H50ZM154 111V112H153ZM157 111H158V113H157ZM167 111H169V112H167ZM171 111V112H170ZM176 111V112H175ZM193 111V114L191 113ZM202 111V112H201ZM224 112V115H226V117L223 115V112ZM236 113H235V112ZM237 111L239 112V113H237ZM36 112H37V114H36ZM178 112H179V116L178 115H176V114H178ZM204 112V113H203ZM207 112V113H206ZM217 112V113H216ZM252 112V113H251ZM254 112V113H253ZM32 113V114H31ZM169 113V114H168ZM199 113H200V115H199ZM29 114V115H28ZM31 114V115H30ZM56 114H51V115H49V114H47L46 115V118L48 117L50 120L49 121H51V118H53L54 119V117H49V116H52V115H56ZM157 114V115H156ZM159 114H161V115H159ZM172 115L171 116V118H169L170 116H168V115ZM182 114V115H183ZM196 114H198V115H196ZM212 114H213V116H212ZM234 114V115H233ZM235 114L238 116H241V115H243V116H241V117H237V116H235ZM249 114V115H248ZM49 115V116H48ZM162 115H164V116H162ZM165 115H166V117L167 118H169V123L171 122V125H172V127H171V125L170 124H168V120L167 121H165V123H162L163 121V118L165 117ZM173 115H174V117H173ZM196 116V118L194 117L193 118V116ZM205 115V116H204ZM218 117H217V116ZM232 115V116H231ZM246 115V116H245ZM249 117H248V116ZM33 116V118H32V122H30V118L29 119H27V122L29 123V126H31L30 128V132H31V130H33L32 132H31V134H29V135H26V136H24L27 140H31V141H33L32 143H33V145H34V147L33 148H31L33 145L32 144H29V143H31V142H29V141H25L24 140V138H23V140H20V142L21 143H17V144H15V147H13V148H15L16 149V147H17V145L19 146V147H17V149L19 150H16L15 151V149H13V151H14V154L13 155H15L16 153L18 154V155H20L19 157H18V155L17 156H13L12 155V153L10 154V156H13L12 158H14V159H12L10 156H9V154H8V158H7V153H0L1 155H0V157H3L2 155H4V156H6V158H5V160H4V162L3 161H1L0 160V164H1V166H0V171L1 172H3V173H1L0 172V174H1V176L3 177L5 174L7 175V173L6 172H8V171H10L11 172V170H12V172H13V174L14 175H17V176H15V181H14V183L15 184H13L12 185V187H11V192H16V190H17V193H14L15 194V196H14V199L15 198H18L19 197V195L22 193V189H23V183L25 182V181H23V179L24 180H26V176H27V173H25V170H23V169H26V165H27V168H29L30 166H29V164H31V162H32V164L35 162V160H37L42 154H43V150H44V147H43V145H42V143L41 142H39L40 140H41V137H42V135L46 132V130H47V124L49 125V123H48V121H47V119L46 118H44V117H41L42 119H40V121H42L43 119V122H44V124L45 123H47L46 124V130H45V128L43 129V127H41L39 124L40 123H42L43 124V122H40L39 120H36V118ZM95 116V115H94ZM157 116V117H156ZM161 116H162V118H161ZM211 118V120H210V118ZM224 116V117H223ZM229 116V117H228ZM235 116V117H234ZM252 118H251V117ZM260 116L262 117L261 119L263 120V121H261V119H260ZM20 117V116H19ZM87 116H86V118H85V120H83V124L80 126V128L78 129V131L76 132V134H75V136H74V138L73 139H71L70 140V144L69 145H67V146H69V147H65V149H64V152L60 155V156H62V157H64V159H59V161L57 162V161H55V160H57L60 156H58V157H53L52 159H51V161H50V167L52 168V169H54L56 172H58V174H59V170H60V175H61V177H62V179H64V180H66V181H68V180H70L72 177V181H73V179H74V183L73 184H75V188H77V190H74V194H75V197L73 198V196H72V198H71V196H67L65 199H67V198H69L68 200H64V202H62L63 200H62V198H63V196H61L62 195V193H61V191L59 190V189H61V187H62V185H63V183L61 182V180L62 179H55L56 178V174L55 173H45L43 176H42V188H44L43 189V191H42V195H41V197L40 198H37V199H33V200H30V201H23V202H21V203H19L18 204V207H17V211H18V213H19V211H21L19 214L16 212L15 213V217H13V221L11 220L10 222H11V224H7V225H5V226H3V229L1 230V233H0V240H2L3 242H5L4 243V245H3V242L2 241H0V246L1 245H3L4 247L2 248V250H3V253L4 254H6V252H7V256L5 255V256H3V253H2V251H1V249H0V252L2 253V254H0V264H34V263H36V260H37V263L36 264H39L40 262H39V260H38V258L37 259H35V254L33 253V248H35V246H33L34 244H30L31 242L33 243V240H34V242H35V239L37 240L38 239V236H39V238H40V236L41 237H43L44 235H43V233L46 231V229L48 228L49 230H51V231H53V229H55L54 227H57V223H60L59 224V227L61 228H58V230L57 229H55L53 232H49L48 233V229H47V231H46V233H44L45 235L48 233V235H46V236H48V237H43L44 238V240L42 241L43 242V244H45L46 246V251H45V256H46V253L50 256V258L51 257H53L52 259L54 260V259H57L58 257L59 258H62V257H64L65 259H66V262L68 261V262H72V264H75V263H80V262H78L79 261V259L77 258V255H76V253H74L75 252V250L76 249H78L77 247L79 246V245H82L83 243H84V246H87V248L89 249V251H90V253L92 254V257H91V260H89V261H87V262H81L80 264H84V263H86V264H100V263H105V264H109V262H110V264H125V262H127V260L126 259H124L125 258V255H124V257H122V255H120L119 256V258L120 259H118V258H116L115 256L114 257H112V256H110L109 255V253L105 250V248L104 247H106V245L107 244H105V243H107L108 241H103L102 239H104V240H107V237L106 236H104V235H106V234H108V233H105V231L107 232V230H105V229H107V228H105V227H100V223H102V222H106L108 219H110V217H112L111 215L112 214H114V211H115V214L116 213H120V211L123 209L124 210V212H127V210L128 209H126L123 205V203H126L127 201L126 200H128L129 198V190H128V192H126V187L128 186V187H130V183H131V179L132 180H134V181H136V185H137V188H138V190H139V194H140V192H141V187H142V183H141V181H140V178H139V176H138V174L140 175V171L138 170V169H140L141 167V160H139L138 161V163L135 165V167H134V169H133V171H132V168H130V172L132 171V173H130L129 172V168L128 167H121V170L122 169H124L125 170V173L126 172H129V174L128 173H124V171L123 172H121L122 174H120V175H130L129 177L127 176H122V179L123 180H125V182L122 180V179H118V178H121L120 176L118 177V178H116L114 181H113V183L115 182V184H116V181H118L119 180V183H120V186H119V183H117L118 184V186L119 187H117L115 184H113V183H111L110 184V186H109V184H108V186L105 188L106 189V191L103 193L105 196H104V198H102V196H103V194H102V196H101V199H102V201H101V203L102 202H104V204H106L107 203V201H108V199H110V197L108 198V196H114V198L116 199L117 197H116V195H119V197H120V199L121 200H123V201H126V202H121L120 201V199H119V197H118V199L116 200V201H118V202H113L114 200H111L112 202H108L105 206H104V204H100V202H99V204H97V206H96V208H98V209H96L95 207H94V209L95 210H97V211H95V210H91V211H95L94 213L92 212L91 214H89V218H90V223L89 224H86V225H84V227H83V229L82 230H80V231H78V232H80L81 233V235L78 233V235L76 234V235H74L75 236V238L73 237L71 240H69L68 242H67V245H65V246H63L64 248L66 247V251L68 252V254H66V251H65V249L64 250H62V252L59 254V251L60 250H58L59 249V247H61L62 245H63V243H64V238H63V240L60 238L61 236V234H58V233H61V232H63L62 230H63V228H62V220H63V218L61 219V217L59 218V216H63L64 217V219H65V217H68V216H66V215H71L72 216V214H73V212H72V210H74L76 207L75 206H77L78 204H77V201H75L76 199H78V201L81 199V198H78L77 196H83V190L82 189H84V188H82V187H84L83 185H85V184H83L82 182L84 181L83 179H82V177H78V178H76L75 176H77V174H79L80 175V172H81V170H82V172L81 173H83V172H85L84 173V175L83 174H81V176L83 175V178H85V181L84 182H86L87 181V175H86V171H85V167L83 166V163H81V161H79L80 159H79V157H78V151H80L81 149H83V148H86L87 149V147H88V150H89V148H90V150H89V152H94L95 153V150H96V147H93L92 145H96V143H97V138L94 136V134L92 135V131L90 132V128L88 129V125H85V124H87L88 123V121L89 120H87V119H89ZM90 117V118H91ZM232 117V118H231ZM233 117H234V119H233ZM258 117V118H257ZM18 118V117H17ZM179 118V119H178ZM220 118V119H219ZM229 118V119H228ZM237 118H239V119H237ZM243 118V119H242ZM247 118V119H246ZM33 119H34V121H33ZM52 119V120H53ZM219 119V120H218ZM232 119V120H231ZM237 119V120H236ZM253 119V120H252ZM259 119V120H258ZM29 120V121H28ZM158 120H160V121H158ZM227 120H230V121H227ZM247 120V121H246ZM252 120V123H250V121ZM256 120H257V122L258 123H256ZM26 121V120H25ZM37 121H39L37 124H36V122ZM46 121V122H45ZM155 121V122H154ZM212 121V122H211ZM220 121V122H219ZM261 121V122H260ZM52 122V121H51ZM50 122V123H51ZM158 122V123H157ZM160 122V123H159ZM173 122H174V124H173ZM217 122H218V124H217ZM222 122H224V123H226V124H224V123H222ZM237 122H239V123H237ZM240 122H242L241 124H240ZM246 122H248V124L246 123ZM85 123V124H84ZM212 123H213V125H212ZM216 123V124H215ZM220 123L222 124V125H220ZM230 124V125H228V124ZM237 123V124H236ZM261 123V124H260ZM35 124V125H34ZM41 124V125H42ZM43 124V125H44ZM155 124H156V126L157 127H159L160 125H162V124H164V125H162V127H164V129L163 128H161V127H159L157 130H156V126H155ZM179 124V126H177ZM231 124H233V125H236V126H233V125H231ZM247 126H246V125ZM260 124V125H259ZM38 125V126H37ZM85 125V126H84ZM166 125H168L169 127H167ZM176 125V126H175ZM184 125V126H183ZM202 125V123H199L198 124V127H200ZM215 125V126H214ZM217 125V126H216ZM220 125V126H219ZM231 126V128L230 129H228L229 127L228 126ZM242 125V126H241ZM262 125V126H261ZM34 126V127H33ZM41 128H40V127ZM45 126V125H44ZM84 126V127H83ZM226 126V127H225ZM244 126V127H243ZM255 126V127H254ZM37 127H39L40 128V130L38 129L37 130ZM176 127H177V129H178V131L177 132H175V134H177V135H175L173 132L175 131V130H177L176 129ZM182 127V128H181ZM215 127H219V128H215ZM234 127V128H233ZM254 127V128H253ZM257 127V128H256ZM258 127H260V128H262V129H260V130H258L259 128ZM33 128V129H32ZM36 129V131H35V129ZM175 128V129H174ZM180 128H181V131H180ZM212 128H215L214 130L212 129ZM224 128H226V129H224ZM240 128V129H239ZM241 128H242V130L244 131V129H246V132L245 133H243L242 132V130H241ZM148 129V130H147ZM162 131V129L164 130V131H160V130ZM169 129V130H168ZM173 131L172 133H171V130ZM236 129H238V131L236 132V131H234V130H236ZM250 129V130H249ZM252 129V130H251ZM41 130H44L43 132L41 131ZM159 130V131H158ZM170 131L169 133H171L172 135H171V137H170V135H169V133H168V131ZM188 130L190 131V133H188ZM220 130V131H219ZM229 130V132H227ZM255 130V131H254ZM37 131H39V133L37 132ZM81 131V132H80ZM89 132V134H91L92 136H94L93 138H94V140L91 138V140H90V138L89 137H92L91 135H88V132ZM153 131V132H152ZM156 131H158V133L156 134ZM180 131V132H179ZM192 131V132H191ZM231 131V132H230ZM250 131H253V132H251L250 133ZM257 131H258V133H257ZM260 131V132H259ZM37 132V134H34V133H36ZM235 132V133H234ZM256 132V134H254ZM84 133V134H83ZM87 133V134H86ZM152 133H154L153 134V136H151L152 135ZM162 133H163V135L164 136H162ZM164 133H166V134H164ZM233 133V134H232ZM81 134H83V135H81ZM86 134V135H85ZM169 136H168V135ZM180 134V135H179ZM217 134V135H216ZM219 134V135H218ZM221 134H223V135H221ZM224 134H225V136H224ZM227 134V135H226ZM248 134V135H247ZM261 134V135H260ZM32 135V136H31ZM36 137H34V136ZM38 135V136H37ZM78 135H80V137L82 136V137H84V138H88V139H86V140H84V138L83 139H80L79 140V138L80 137H78ZM85 135V136H84ZM159 135V136H158ZM161 135V136H160ZM175 135V136H174ZM214 137H213V136ZM243 137H245V139L244 138H242V136ZM244 135H247V136H244ZM28 136H29V138H28ZM30 136H31V138H30ZM156 136H158V137H156ZM165 136H168L167 138H165ZM174 138H173V137ZM239 136V137H238ZM251 138H249V137ZM252 136H253V138H252ZM259 136H260V138H259ZM152 137V138H151ZM153 137H154V139H153ZM220 137H221V139H220ZM224 137V138H223ZM241 137V138H240ZM36 140H35V139ZM77 138H78V140H77ZM150 138L151 139H153V140H150ZM169 138H171L170 140H169ZM184 138V139H183ZM217 138V140H215ZM238 138H240V139H238ZM250 140H249V139ZM256 138L258 139V140H256ZM158 139H160V140H158ZM167 139V140H166ZM181 139H182V141H181ZM247 139V140H246ZM84 140V141H83ZM95 141V142H90V141ZM220 140V141H219ZM240 140V141H239ZM246 140V141H245ZM77 141V142H76ZM78 141H80L79 143H78ZM81 141H83L82 142V144H81ZM149 141H154L155 143H153L152 142V144L149 142ZM173 141V143H171ZM242 141V142H241ZM243 141H245V142H243ZM255 141H257L256 143L257 144H255ZM258 141H260V142H258ZM22 142L25 144L26 142V144L25 145H23L22 144ZM89 142V143H88ZM150 144H149V143ZM179 142V143H178ZM181 142H183V145H182V143ZM214 142V143H213ZM218 142H219V144H218ZM240 142V143H239ZM247 142V143H246ZM35 143H36V145H35ZM88 143V144H87ZM170 143V144H169ZM243 143V144H242ZM252 143V144H251ZM20 144V145H19ZM28 144V145H27ZM79 144V145H78ZM81 144V145H80ZM87 144V145H86ZM155 144H157V145H155ZM166 144H168V145H166ZM209 144V145H208ZM250 144V146H251V148H250V146H248V145ZM262 144V145H261ZM30 145H32V146H30ZM83 145V146H82ZM90 145V146H89ZM94 145V146H95ZM210 145H212L211 147H210ZM215 145V146H214ZM219 145V146H218ZM259 145V146H258ZM261 145V146H260ZM29 147L30 146V148H27V147ZM36 146V147H35ZM75 146H78V147H81V149H76V148H78V147H75ZM85 146H87V147H85ZM155 146V147H154ZM166 146H169V147H167V148H165ZM215 147V149H214V147ZM221 146V147H220ZM248 146V147H247ZM256 146V147H255ZM22 147V148H21ZM75 147V148H74ZM180 147V148H179ZM217 147H219V148H217ZM255 147V148H254ZM260 149H259V148ZM25 148H26V150H30V153H29V150L28 151H26L25 153H24V150H25ZM144 148V149H145ZM162 148V149H161ZM222 148V150H220ZM248 148V149H247ZM256 148H258V150H255ZM261 148H262V150H261ZM23 149V150H22ZM33 149V150H32ZM42 149V150H41ZM67 149V150H66ZM164 149V150H163ZM249 149H250V151H249ZM253 149V150H252ZM35 150V151H34ZM73 150V151H72ZM76 150V151H75ZM78 150V151H77ZM169 150H172V151H169ZM215 150H217V151H215ZM22 151V152H21ZM39 153H38V152ZM65 151H67V153H65ZM70 151H71V153H70ZM75 151V153H72V152H74ZM162 151V152H161ZM174 151H175V154H173L174 153ZM221 151V153H219ZM223 151V152H222ZM251 151H254V152H251ZM261 152V153H258V152ZM16 152V153H15ZM21 152V153H20ZM108 152V154L109 155H112L113 153L110 151V153H109V151H107ZM171 152H173L171 155L173 156V158H170V157H172L171 155H170V153ZM25 154V156H24V154ZM38 153V154H37ZM42 153V154H41ZM64 153H65V156H64ZM219 153V154H218ZM69 154H71V156L73 155V154H76V155H74V156H77L78 157V160H77V158L75 157L74 158V156H72V159L70 158L71 156L69 155ZM154 153L152 152V154H151V156H152V158H154V156L155 155H153ZM215 154H217V156L215 155ZM169 156V159H168V156ZM177 156V158H174V156ZM222 155V159L219 157V156H221ZM212 156V157H213ZM10 157V158H9ZM61 157V158H62ZM114 160H116L114 157H116V155H114L113 154V156H111ZM188 157V156H187ZM4 158H2V160L4 159ZM15 158L16 159H18V160H15ZM37 158V159H36ZM57 158V159H56ZM67 160H66V159ZM111 158V159H112ZM140 158H141V155H140ZM178 158H180V159H178ZM220 160H219V159ZM21 159H24V160H21ZM69 159V160H68ZM73 159L74 160H76V161H73ZM112 159V160H113ZM117 159H118V157H117ZM162 159V160H161ZM171 159V160H170ZM173 159L175 160L174 162H172L173 161ZM70 160H72V161H70ZM14 161H17V162H19V163H17V162H14ZM20 161H22V162H20ZM52 161H54V162H52ZM68 162L69 164H67V163H65V162ZM118 161V160H117ZM117 161H115V162H113V165H115L116 163H117ZM164 161V162H163ZM167 161H169V162H171L170 164H168V163H166ZM8 162V163H7ZM10 162V163H9ZM74 162H75V164H74ZM7 163V164H6ZM15 165H14V164ZM21 163V164H20ZM27 163V164H26ZM76 163H78V164H76ZM115 163V164H114ZM173 163V164H172ZM225 163V164H224ZM4 164H5V166H4ZM25 164V165H24ZM73 164V168H71V165ZM80 164H82V165H80ZM118 164H121L119 161H118V163H117V167H119V165ZM12 165V166H11ZM17 165V166H16ZM58 165V166H57ZM76 165V166H75ZM112 165V166H113ZM224 165V166H223ZM14 166V167H13ZM25 166V167H24ZM55 166H57V167H55ZM64 166V167H63ZM68 166V167H67ZM78 166V167H77ZM79 166H80V168H79ZM83 168H82V167ZM116 166H113V167H116ZM121 166H122V164H121ZM171 166H173V167H171ZM190 166H192V163L190 164ZM3 167L5 168V170L3 169ZM8 167V168H7ZM10 167L12 168L11 170H10ZM18 167V168H17ZM67 168V170H66V168H65V170L64 169H60V168ZM75 167H77V168H75ZM112 167V171L113 172H115L116 170V168H113ZM218 167H219V169H218ZM15 168V169H14ZM58 168H59V170H58ZM82 168V169H81ZM126 168H127V170H126ZM166 168V169H167ZM221 168V169H220ZM69 169V170H68ZM74 170V172H75V169H76V172H77V170H78V172L76 173L75 172V176H74V173H72V171ZM79 169H80V172H79ZM114 169V170H113ZM118 169V168H117ZM164 169H162L163 170V172H164ZM222 169H223V171H222ZM4 170V171H3ZM8 170V171H7ZM120 170V171H121ZM172 170V171H171ZM20 171H22V173H20ZM67 173V175H68V177L70 178H68L66 175H65V173ZM69 172V174H68V172ZM221 171V172H220ZM12 172H11V174H12ZM17 172V173H16ZM63 172V174H61ZM167 172V173H166ZM169 171L168 170H165V173L168 175L169 173H168ZM204 172H205V174H206V170H204ZM208 172V171H207ZM216 172H217V174H216ZM9 173V172H8ZM24 173V174H23ZM73 175H72V174ZM199 173L200 172H198V174L197 175H199ZM209 173V172H208ZM3 174V175H2ZM21 174V175H20ZM23 174V175H22ZM26 174V175H25ZM47 174V175H46ZM52 174V175H51ZM53 174H55V176L53 175ZM70 174H71V176H70ZM165 174V175H166ZM5 175V176H6ZM20 175V176H19ZM50 175V176H49ZM78 175V176H79ZM132 175H133V177H132ZM170 175V174H169ZM172 175H170V177L168 176H165L166 178H167V182L166 181H164L165 183H166V185H165V183H164V185H165V188H166V190H163V189H165L164 188V186H162V191L163 192H165V194H167L168 192H170L171 193V195H170V193H168L166 196L164 195V193H163V195H164V197H165V199H168L169 200V198H170V200L169 201H175V202H181V201H183V202H181V203H184V202H186V201H191L190 202V204L191 205H193L194 203V205H196V201L195 200H193V198H191L192 196L190 195H188V194H186L185 196H188L187 198L185 197V196H179L178 194H177V192H178V190L174 193V189H172L173 191L171 192V191H168V189L169 190H171V186H172V184L175 182V180L176 179H173V181L174 182H172ZM84 176H86V177H84ZM2 177H1V179H2ZM24 177V178H23ZM48 177H49V179H48ZM58 177V176H57ZM76 179H79V180H76ZM126 177V178H125ZM17 178V179H16ZM20 178V179H19ZM23 178V179H22ZM128 178L130 179V182H129V180H128ZM134 178V179H133ZM165 178V179H166ZM222 178V179H221ZM1 179H0V183H1ZM48 179V180H47ZM118 179V180H117ZM164 179V180H165ZM171 179V180H170ZM17 180V181H16ZM20 180H22V181H20ZM54 182H52V181ZM55 180V181H54ZM57 180H60V181H57ZM82 180V181H81ZM123 181V182H120V181ZM218 180H216V181H218ZM170 181V182H169ZM19 182L21 183V186H22V188H21V186H20V184H19ZM51 182H52V184H51ZM61 182V183H60ZM68 182H70V181H68ZM77 182H80V183H82L81 185H79L80 183H78L77 184ZM172 182V183H171ZM222 182H223V184H222ZM224 182H226V183H224ZM56 183H59L60 184V186L57 188V186L59 185V184H57L56 185ZM122 183H125V186H126V183H127V186L125 187H123V188H121V186H122ZM129 183V184H128ZM169 185H168V184ZM170 183H171V185H170ZM46 184V185H45ZM70 184V183H69ZM175 184V183H174ZM174 184H173V186H174ZM216 184V185H217ZM224 184H227V185H224ZM2 184H0V187H2L1 186ZM53 185V186H52ZM54 185L56 186V188L60 191V193H61V195H59V194H57L59 191H57V195L58 196H56L55 197V193H54V190L56 189L55 187H54ZM77 185H79V188H78V186ZM115 186V189L113 188V190L111 189L112 188V186ZM222 185H224L223 186V188L221 189V191H220V189H218L217 190V188H220ZM19 186V187H18ZM73 187H74V185H72ZM173 186H172V188H173ZM226 186H227V188H226ZM19 189H18V188ZM51 187H52V189H51ZM54 187V188H53ZM110 187V188H109ZM128 187H127V189H128ZM167 187H168V189H167ZM49 188L52 190L51 192H50V190H49ZM75 188H73V189H75ZM108 188V189H107ZM117 188H120V189H117ZM125 188V189H124ZM174 188H176L175 186H174ZM225 188L227 189L226 191H225ZM1 189V188H0ZM46 189V190H45ZM47 189H48V191H47ZM109 189H110V192H109ZM119 191L120 190V192H119V194H117L118 192H117V190ZM122 189H124L123 191H125L126 193H124V194H122ZM116 190V192H114ZM176 190V189H175ZM19 191V192H18ZM77 191H79V193H80V191L82 192L81 194H79V195H77L78 194V192ZM111 191H112V193H114L113 195H112V193H111ZM168 191V192H167ZM223 191H225V192H223ZM45 192H46V195H45ZM55 192H56V190H55ZM75 192H77V194L75 193ZM221 192V193H220ZM47 193H51L52 195H53V198H52V200H50L51 198L50 197H52V196H50V195H47ZM106 193H107V195H106ZM109 193V194H108ZM172 193H174V194H172ZM18 196H17V195ZM44 194V195H43ZM111 194V195H110ZM122 194V195H121ZM137 195V201L139 202V200H140V197H141V194L140 195ZM222 194V195H223ZM122 197H121V196ZM173 195V196H172ZM174 195H175V197H174ZM176 195H178L179 197L177 198V196ZM218 195V196H217ZM22 196V194L20 195V197ZM49 196V197H48ZM59 196H61V197H59ZM81 196V197H82ZM128 196V197H127ZM170 196V197H169ZM12 197V198H11ZM45 197V198H44ZM107 197V198H106ZM167 197V198H166ZM174 197V198H173ZM9 199H12L11 201L9 200V203L10 202H12L14 199H13V195L12 196H9L8 197ZM59 199V201H57L58 199ZM125 200H124V199ZM128 198V199H127ZM171 198H173V199H171ZM183 198H185V199H183ZM44 199L46 200V202L44 201ZM57 199V200H56ZM75 199V200H74ZM103 199H105V201L103 200ZM176 199H177V201H176ZM189 199V200H188ZM217 199V200H216ZM21 200V199H20ZM39 200H40V202H39ZM71 200V201H70ZM180 200V201H179ZM186 200V201H185ZM252 200V201H251ZM34 201V202H33ZM44 201V202H43ZM51 201V202H50ZM66 201L68 202V205L70 204L69 202H71V203H73V205L72 204H70L69 206L71 207V209H70V207L66 204ZM73 201V202H72ZM76 202V204H75V202ZM195 201V202H194ZM249 201V204H250V207L249 206H247V205H249L247 202ZM29 202H31V203H29ZM55 203V205H54V207H53V203ZM62 202V203H61ZM119 202H121V203H119ZM192 202H194V203H192ZM251 202V203H250ZM25 203H27V204H25ZM35 203V204H34ZM45 204V206H47V207H43L44 206V204ZM48 203H50V204H52V206H50V204H48ZM64 203V205L66 204V207H69V209L68 208H65L64 209V207H62V204ZM115 204V203H117L118 205L116 206V207H118L119 209L117 210V208L114 206H109V204L110 205H112V204ZM255 203V204H254ZM34 206H33V205ZM40 204V205H39ZM47 204V205H46ZM58 204V205H57ZM61 204V205H60ZM113 204V205H114ZM119 204L121 205V208H120V206H119ZM123 204V205H122ZM178 204V203H177ZM180 204V203H179ZM24 205H27V206H29V205H32L31 207H27V206H24ZM57 205V206H56ZM60 205V207H61V209L58 207ZM102 205V206H101ZM116 205V204H115ZM126 205V204H125ZM214 205V206H213ZM254 206L255 208H257L258 207V210L259 211H257V209H255V215H253V212L252 211H254V207H252V206ZM41 206V207H40ZM102 207V209H105V208H108V206L110 207V208H112V210L110 209V212H109V214H107V216H108V218L106 217V220H104V221H101V220H103L104 218H105V216L103 215L104 213H108V210H106L105 209V212H103L102 211V209H101V207ZM204 206V207H203ZM39 208V210H38V208ZM51 209L50 211H49V208ZM56 207V208H55ZM57 207L59 208L58 210L59 211H56V209H57ZM75 207V208H74ZM105 207V208H104ZM123 207V208H122ZM202 207L204 208V209H202ZM251 208L249 211H245V210H248V209H246V208ZM46 208V209H45ZM55 208V209H54ZM72 208H74V209H72ZM116 208V209H115ZM21 209V210H20ZM45 209V210H44ZM68 211H67V210ZM99 209L102 211H99ZM206 209V210H205ZM253 209V210H252ZM3 210V211H2ZM2 210H0L1 212H0V217H2L3 215H4V209H2ZM31 210V211H30ZM43 210V212H41ZM49 212H52V213H49ZM62 210V211H61ZM116 210H117V212H116ZM120 210V211H119ZM122 210V211H123ZM47 211V213H48V215H47V213H45L44 214V212H46ZM53 211H55L54 213L56 214L57 212H60V213H57V215L59 214V216H56L54 213H53ZM66 212V213H64V212ZM71 211V212H70ZM111 211H113V212H111ZM121 211V212H122ZM142 208H141V205H138L137 206V208H136V213H137V216H138V218H140L139 220L141 221V223H144V221H143V215H142ZM209 211V212H208ZM258 213H257V212ZM262 211V212H261ZM31 212V213H30ZM32 212H34V213H32ZM63 212V213H62ZM102 213V218H103V216H104V218L102 219H100V217L101 216H96L95 214L97 213L98 215H99V213ZM124 212H122V213H124ZM207 212V213H206ZM249 212V214H247ZM261 214H260V213ZM36 213V214H35ZM38 213V214H37ZM68 213V214H67ZM70 213H72V214H70ZM101 213H100V215H101ZM186 213V212H185ZM209 213L212 215H209ZM251 213H252V215H251ZM258 214V216L256 217V215ZM33 216H32V215ZM51 214H54L55 215V217L57 218V219H55V217L53 216V215H50ZM64 214V215H63ZM114 214V215H115ZM190 214V215H189ZM206 214V215H205ZM208 214V215H207ZM260 214V215H259ZM31 215V216H30ZM41 215V216H40ZM47 217H46V216ZM74 215V214H73ZM90 215H91V217H90ZM95 215V216H94ZM106 215V214H105ZM110 215V216H109ZM117 215V214H116ZM181 215V216H182ZM251 216V217H254V218H248L249 216ZM40 216V217H39ZM42 216H44V217H42ZM71 216H69V217H71ZM247 216V217H246ZM16 217H20V218H16ZM23 217H25L24 219H22ZM27 217H28V219H27ZM32 217V218H31ZM36 217H38L39 218V220H38V218H36ZM42 217V218H41ZM47 219H49V220H47ZM48 217H50V218H48ZM68 217V218H69ZM95 217H96V219H95ZM259 217V218H258ZM16 218V219H15ZM41 218V219H40ZM53 218V219H52ZM73 218H74V216H73ZM73 218L71 217V219L73 220ZM92 218H94V219H92ZM97 218H99L98 220H97ZM38 220V221H36V220ZM46 219V220H45ZM185 219H186V222H185ZM187 219L188 220H190L189 221V223H188V221H187ZM17 220V221H16ZM25 220V221H24ZM44 220L46 221V222H44ZM59 220H61L60 222L57 221ZM23 221V222H22ZM50 221V222H49ZM52 221H55V223L54 222H52ZM94 221H96V222H94ZM182 221H184V222H182ZM209 221V222H208ZM246 221V222H245ZM13 222H15L14 224H13ZM20 222V223H19ZM25 222V223H24ZM35 222V223H34ZM45 223V224H43V223ZM51 222L53 223V224H55L53 227H51V228H53V229H50V226H52L51 225ZM98 222H99V226L98 225H96V224H98ZM207 223V225H206V223ZM242 222H244L243 223V225L241 224ZM247 222H248V224H250L249 226H248V224H247ZM22 223H24V226L26 227V228H28V230H29V226H31V228H32V230H31V228H30V230L28 231L27 229H25V228H22L23 227V225H21ZM28 223H33V224H35V225H33V224H31V225H28ZM38 225H37V224ZM41 223V224H40ZM47 223L48 224H50L49 226L47 225ZM184 224V226H183V224ZM185 223H188L187 225L185 224ZM209 223H210V225H209ZM212 223V224H211ZM247 225L248 227H246L245 225ZM10 225V226H9ZM20 225V226H19ZM39 225H41V226H39ZM45 225H47L46 227L47 228H45ZM189 225H191L190 226V228H189ZM209 225V226H208ZM238 225H239V227H238ZM241 225H242V227H241ZM32 226H34L35 227V229H34V227H32ZM97 226V227H96ZM186 226H187V229H186ZM205 226H207V228L205 227ZM243 226L244 227H246V229H243ZM8 227V228H7ZM21 227V230H27L28 231V233H27V231L25 232L24 230H23V232L19 229ZM37 227H38V229H37ZM95 227H96V229L98 228V227H100V229L98 228L97 230H95ZM121 227H122V229L125 227H123V226H120V229H119V227H118V229L120 230V233L121 232H124L123 234L125 235L126 233V229H125V231L123 230V231H121ZM191 227L193 228L192 230H191ZM206 229H205V228ZM237 227H238V229H237ZM240 227H241V229H243L242 231L240 230ZM10 228V229H9ZM40 228V229H39ZM45 230H44V229ZM195 228V229H194ZM249 228H251L252 230H251V232H249L250 230H248ZM44 230V232H43V230ZM60 229V230H59ZM236 229V230H235ZM10 230V232L12 233V235L10 234V233H8V231ZM33 230H35L33 233H32V231ZM37 230V231H36ZM98 230H100V231H98ZM103 230V231H102ZM119 230H117V232L119 231ZM6 231V232H5ZM21 233H23V234H21ZM55 231H57V233H55ZM60 231V232H59ZM91 231V232H90ZM94 231V232H93ZM168 231V232H167ZM191 231H193L194 233H192ZM207 231V232H206ZM228 231V232H227ZM232 231H233V234H232ZM238 231V232H237ZM241 231V232H240ZM243 231L245 232H248L246 235H248V237L247 236H245L246 238H242V237H244V233H243ZM30 232V233H29ZM36 232H37V234H36ZM39 232H40V234H39ZM86 232V233H85ZM99 232H101L103 235H101V233H99ZM196 232V233H195ZM198 232V233H197ZM205 232H206V234H205ZM212 233V236L211 235H208V234H210V233ZM5 235H4V234ZM25 233H27L25 236H24V234ZM51 233V234H50ZM53 233V234H52ZM92 233V234H91ZM105 233V234H104ZM119 233V234H120ZM189 233V234H188ZM203 233H204V235H203ZM227 233V234H226ZM239 233V235H237ZM244 235H243V234ZM3 234V235H2ZM29 234H31V236H32V234H33V239L32 238H30L29 237ZM34 234H35V236H34ZM53 237L54 235V237H55V239L52 241V237L50 236V235ZM56 234H58V236H60V237H58ZM63 234V233H62ZM96 234V236H95V238H94V235ZM99 234V235H98ZM119 234H117L118 236H114V238L112 239V241H114V244L113 245H115L116 246V241L115 240H117V242H118V244H120V243H122L123 241H121V240H124V238L122 239V238H118V239H120V241L117 239V237H122V236H124L123 234L122 235H120L119 236ZM194 234V235H193ZM195 234H197V235H195ZM199 234H202V236H200L199 237ZM214 234H215V238L218 236V234H219V236L217 237V240L216 239H214ZM223 234V235H222ZM234 235L235 234V237L233 236V238H234V240L235 241H233V238H232V236H229V235ZM243 235L242 237L240 236V235ZM249 234L251 235V236H249ZM8 235H10L11 237H13V238H11V237H9ZM28 235V236H27ZM38 235V236H37ZM64 235V234H63ZM63 235H62V237H63ZM98 235V236H97ZM222 235V236H221ZM225 235V236H224ZM77 236V237H76ZM101 236H103L104 238H102ZM192 236V237H191ZM210 236V237H209ZM220 236H221V239H220ZM26 237H28L29 239H32L30 242H29V240H28V238H26ZM52 238V239H48L49 241H45V240H47V238ZM82 240V241H84L83 243L82 242H80V239ZM101 238V240L100 239H98V238ZM115 237H116V239H115ZM185 239H184V238ZM196 237H198L197 238V240L199 241H196L195 239H196ZM204 237V238H203ZM211 237H212V241L213 242H210V240H211ZM227 237V238H226ZM230 237V238H229ZM238 237H239V239H238ZM240 237L244 240V239H246V241H248L249 240V242L247 243L245 240L243 241H241V239H240ZM4 238H6V240L4 239ZM9 238V239H8ZM60 238V240H58ZM164 238H165V240H166V242H165V240H164ZM236 238V239H235ZM250 238V239H249ZM5 241H4V240ZM10 239H12V240H10ZM25 239V240H24ZM41 240H42V238H40ZM56 239L58 240V244H54V243H56ZM170 239V240H169ZM181 239H182V241H181ZM184 239V240H183ZM188 239V240H187ZM209 239V240H208ZM220 239V240H219ZM225 239V240H224ZM239 241H238V240ZM62 240V245H59V243H60V241ZM99 240V241H98ZM179 240V241H178ZM204 240V241H203ZM205 240H207L206 242H205ZM224 242H223V241ZM12 243H11V242ZM28 241V242H27ZM53 243V245H57L58 247H53L52 246V243ZM125 241V240H124ZM195 241V242H194ZM201 241H203L204 243H207V244H209L208 246H207V244L205 245L204 243L202 244L201 243ZM209 241V242H208ZM214 241H216V242H214ZM228 241H230V242H233V244H234V247H235V245H237L238 244V242H239V244L241 245L240 247H239V244H238V246H236L237 248H234L233 247V249H231V250H229L228 251V253H227V250L225 249V244L228 242ZM236 241H238L237 243H236ZM2 242V243H1ZM24 242H26V243H24ZM37 242V241H36ZM35 242V243H36ZM48 242V243H47ZM49 242L51 243V245L49 244ZM86 242V243H85ZM103 242V243H102ZM105 242V243H104ZM120 242V243H119ZM169 242V243H168ZM181 242H189L188 244H186V243H181ZM220 242L221 243H224V244H220ZM15 245H14V244ZM39 243V239H38V242L36 243V244H38ZM60 243V244H61ZM97 243V244H96ZM103 245H102V244ZM116 243V244H115ZM168 243V244H167ZM191 243V245H189ZM198 243H200V244H198ZM210 243H213L212 245L210 244ZM220 244V247H223V248H220L219 246V248H218V252L219 251H222L221 249H223V251H224V253H223V251L221 252V254H220V252L218 253L220 256H218V254H217V258H218V260H219V262H218V260H216L217 258H215V259H213V256L214 257H216V251H217V245H214V244ZM236 243V244H235ZM25 244H28L27 246L25 245ZM35 244V245H36ZM79 244V245H78ZM93 244V245H92ZM105 244V245H104ZM169 244H170V246H169ZM181 244V245H180ZM184 244H185V246H184ZM192 244H193V246H192ZM263 244V245H262ZM32 245V246H31ZM100 245V246H99ZM213 245H214V247H213ZM222 245V246H221ZM243 245H245V246H243ZM7 246V247H6ZM10 246V247H9ZM13 246V247H12ZM16 246V247H15ZM31 246V247H30ZM102 246H104V247H102ZM182 246H183V248H182ZM188 246V247H187ZM189 246H190V248H189ZM195 246V247H194ZM248 246V247H247ZM251 246V247H250ZM14 247H15V250H16V252L14 253ZM50 247H51V249H50ZM185 247H187V248H185ZM199 247H201V249H203V250H201ZM203 247V248H202ZM242 247V248H241ZM5 248V249H4ZM8 248V249H7ZM19 248V249H18ZM23 250H21V249ZM27 248H29V250L27 249ZM32 250H31V249ZM47 248H48V250H47ZM58 248V249H57ZM102 248H104V249H102ZM171 248H172V250H171ZM193 248V250H190V249H192ZM195 248V249H194ZM197 248H199V249H197ZM206 248H208L209 250H210V253L212 254V253H214L213 255H212V257L210 256L211 254L209 253L208 255H207V253L209 252V250H208V252L207 251H205L206 250ZM216 250H214V249ZM247 248V249H246ZM251 248V249H250ZM7 249V251H5ZM205 249V250H204ZM234 249H235V252H234ZM237 249V250H236ZM8 250H9V253H8ZM27 250H28V252H27ZM49 250H50V252H49ZM54 251V253L56 254H54V253H51V252H53ZM58 250V251H57ZM68 250H70L71 251V253H72V255H71V253L68 251ZM199 250H201V251H199ZM212 250H214V251H212ZM12 251V252H11ZM21 251V252H20ZM26 251V252H25ZM56 251V252H55ZM63 251H65V252H63ZM173 251V252H172ZM190 251H191V253H190ZM203 251V252H202ZM212 251V252H211ZM233 252L232 253V255H231V252ZM29 252H31V253H29ZM50 254H49V253ZM58 252V253H57ZM193 252H194V254H193ZM199 252V253H198ZM200 252H202V256L200 255ZM245 252H246V254H245ZM21 253H22V255H21ZM25 253V254H24ZM63 253H64V255H63ZM70 253V254H69ZM105 253V254H104ZM206 253V254H205ZM227 253V254H226ZM11 254H13V256L11 255ZM30 256H29V255ZM54 256H53V255ZM65 254L67 255V256H65ZM168 254V255H167ZM199 256H198V255ZM203 254H205L204 256H205V260H204V256H203ZM240 255L241 257L243 256V258H240L239 256H235V255ZM243 254H245V255H243ZM26 255V256H25ZM27 255H28V257H27ZM33 255H35V256H33ZM58 255H60V256H58ZM75 255H76V257H75ZM226 255V256H225ZM234 255V256H233ZM1 256H3V258L1 257ZM49 256H47V257H49ZM58 256V257H57ZM62 256V257H61ZM69 256H74L73 258H70L69 260L67 259ZM104 256H106V257H104ZM110 256V257H109ZM183 256V257H182ZM192 256V257H191ZM196 256H198L199 257V259L198 258H196ZM207 256H209L208 258H207ZM222 256V257H221ZM229 256V257H228ZM233 256V257H232ZM263 258H262V257ZM6 257V258H5ZM25 257H27V258H25ZM56 257V258H55ZM109 258L110 260H108V259H106V258ZM118 257V256H117ZM168 257V258H167ZM200 257L203 259V260H201L200 259ZM212 259H211V258ZM221 257V258H220ZM226 259H225V258ZM247 257V258H246ZM260 257H261V260H260ZM9 258L10 259H12V260H9ZM24 258V259H23ZM32 259V258H34V259H32V260H29V259ZM57 259V261L56 260H54L55 262L53 263V264H56V262H62L61 261V259ZM77 259V261L75 260V263H74V261H73V259ZM113 258H115L114 259V261H112L113 260ZM124 259L125 261L123 262H121V259ZM127 258V257H126ZM182 258V259H181ZM207 258V259H206ZM224 259V261L226 260L227 262H222V260ZM233 262V263H231L230 262V260ZM237 258H239V259H241V260H243V259H245V260H243L242 262H241V260L238 262L236 259ZM8 259V260H7ZM65 259H63V261L65 262ZM116 259H118L117 261H116ZM122 259V260H123ZM166 259H168L167 261H166ZM182 261H180V260ZM200 260V262H198V260ZM208 259H210V260H208ZM27 260H28V263H27ZM45 263L47 264H52V262H53V260H50V259H48V258H45ZM60 260V261H59ZM93 260V261H92ZM108 260V261H107ZM171 260V261H170ZM174 260V261H173ZM212 260V261H211ZM214 260H216V261H214ZM229 260V261H228ZM32 261V263H30ZM49 261V262H48ZM100 261H102V262H100ZM170 261V262H169ZM173 261V262H172ZM205 261V262H204ZM210 261H211V263H210ZM237 261V262H236ZM249 261V262H248ZM250 261H251V263H250ZM261 261V262H260ZM34 262V263H33ZM67 262V263H68ZM70 262V263H71ZM112 262V263H111ZM116 262V263H115ZM197 262V263H196ZM214 262H216V263H214ZM57 263V264H58ZM66 263V264H67ZM41 264V263H40ZM61 264V263H60ZM63 264V263H62ZM65 264V263H64ZM69 264V263H68Z\"/></svg>",
  "mask_w": 264,
  "mask_h": 264
}]
</instances>
